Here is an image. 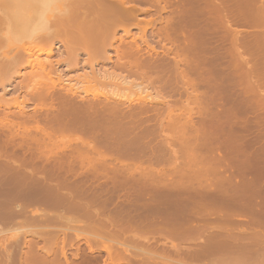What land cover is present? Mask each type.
Returning a JSON list of instances; mask_svg holds the SVG:
<instances>
[{
  "label": "rangeland",
  "instance_id": "obj_1",
  "mask_svg": "<svg viewBox=\"0 0 264 264\" xmlns=\"http://www.w3.org/2000/svg\"><path fill=\"white\" fill-rule=\"evenodd\" d=\"M7 1V2H6ZM13 1V2H12ZM15 0H0V24H2V22H4L7 18H9V17H11L12 15H14V11L17 9V3H16V1L14 2ZM56 1H58V3L56 2ZM61 1V0H60ZM68 0H63V2L61 1V3L59 2V0H55L54 1V3H53V5H54V7H56V9L55 10H57V11H59V10H61L59 13L56 11V13H54L53 15H55V14H57V15H65V13H66V15H69L71 12H73V8H70L72 5V0H69L68 2H67ZM136 1V0H135ZM135 1H133V2H129L131 5H132V3L134 4L133 6H137V10H139V8H140V10L142 9V10H144V11H142V12H140V10H139V12H137L136 11V14H137V17H138V21H141L142 23L145 21V20H150V26H149V28H148V30H147V35H146V39L148 40V43H149V45H151L152 47H154L158 52H160V53H164V52H166L167 51V49L168 48H173V47H175V46H173L172 45V43L171 42H173L174 41V44H177V40H178V42H180L179 40H180V38H182V37H179V36H177V34L179 35V33L177 32V34H176V31L178 30L179 31V29L181 30V29H183V28H179V29H177V28H175V25H177L176 27H178V23L180 24V22H181V17L180 16H182V17H184L183 18V20H182V22H181V24L179 25L180 27H181V25L182 24H185V25H182L183 27H185L184 29H185V31H186V33H189L188 34V36H189V38H187L186 37V35L184 36L186 39H184V37H183V39H181L182 41L183 40H188V39H190V43H191V48H190V50H189V48H187V45L188 44H186L185 43V41H181V43H183L184 45H186L185 47L186 48H183V50H185L187 53H189L190 54V57H189V59L188 60H190L188 63L189 64H191L192 63V60H193V63L195 64L194 65V68H196L195 66H198L199 68L198 69H194V70H196V71H194L193 73L192 72H189L190 74H189V77L191 78V80H192V78L194 77V75L196 76L195 78H197V80L196 79H194L193 81H195V83L197 84L198 82H200L201 80L203 81L204 79H211L209 82L206 80V81H201L200 83H198L197 85L196 84H194L193 83V85H196V86H194V87H196V91H194L193 93V96L196 94L197 96L196 97H203L205 100H204V107L203 106H201L203 103H201L202 101H203V98L202 99H198V100H201L200 102L199 101H197V98L195 99L194 97H193V99H195L196 100V102L200 105V108L202 107V108H204V109H202V110H200V108H198L199 107V105H198V107L196 106V104L197 103H195V105H193V106H196L197 107V109H196V107L194 108L193 107V110H194V112H193V118H192V121L194 122V125L192 126L191 125V127L190 128H194L193 130H195V132L193 131L192 132V129H191V131L190 130H186V134H184L183 136H182V134L180 135V136H182V137H186V138H188V140H189V142H186V141H188L186 138H184V140H182V137H179V138H181V140L180 139H178V140H180V141H178V142H176V140L175 141H173L172 142V147H169V146H166V144L164 143V138H165V134H171L172 133V131H171V133H169L170 131H168V130H166V133H163V135L161 134V135H157V138H161V139H159V140H162V138H163V140L161 141L162 142V144L161 143H159V141H156V139H154L155 137H156V134L158 133V131H157V133H154V137H152V133H153V131L154 132H156L155 131V129H157L158 130V128H154V130L152 129V127L150 126V123H152V121L149 123L148 122V116H152L153 115V112H151L152 114H150L149 113V115H146V117H145V115H143L142 116V114H140L142 117H144V118H146L147 119V121H145V119L143 120V118H142V120H140V122L138 123V126L136 127V129L138 128V127H140V128H138V130H141L142 131V129H146V127H151L150 129L149 128H147L146 130H149V131H151V130H153V131H151V133H150V137H148V135H146V136H144L143 137V139H142V141L141 142H143V143H147L146 145H148V147H147V150H146V152L145 151H143V153H144V155H143V153L141 154H139V153H136V154H139V155H143V156H141V158L140 157H138L139 155H137V158H139V160H137L136 158H134V155H135V157H136V154H135V152H137V151H134L133 153H134V155L133 156H130V160L128 159V158H126L125 156H123V154H120V157H119V154H116V157H117V164L120 162V164H118V165H123V166H125V164H123L124 163V161H129L128 163L127 162H125L126 163V167L127 166H129L130 167V165H131V167H134V165L136 164V163H139L140 161H143V163H142V165L141 164H136V165H138V166H135V167H139V165H141V166H145L146 164H147V167L150 165V164H148L149 163V161L150 160H152V161H154L153 162V164L155 165H153L154 167H156V168H154V169H156V170H158V168H160L161 166V168L159 169V171H161V170H163V172H166L167 170H168V172H169V177L170 178H165L166 180H167V182H171V181H173V180H177L179 177L178 176H180V177H182V176H184V178H182L183 180H177L178 182H177V187L175 188V184H176V182H174L173 181V185H172V188H170L169 186V188L167 187L166 188V186H165V184H162V183H160V185H157V186H155V187H157V188H161V190H157V189H155V187L153 188V189H155V190H157V191H153V189L152 190H150V192H152L151 193V195L149 194L148 196H146L147 194L146 193H148V189L147 190H145V192H144V188H142V189H140L139 187H138V189H137V187L135 188L132 184H125V185H127V187L125 186L124 188H123V186H119L118 184L119 183H123V179L125 178V177H122V176H124V175H121V174H117V173H114V174H112V175H114V176H116V174H117V180L118 179H120L121 181L118 183V181L116 180L115 181V177L114 176H112L111 175V173H112V171H111V173H110V170H111V168H113V167H115V166H118L117 164H115L116 163V161H114L116 158H115V156L114 157H111V156H108V158H112V159H107L106 158V161H104L103 163H104V168H105V170H107L106 169V166H107V164H108V162L109 163H112V162H114L113 163V167H111L110 168V166L109 165H112V164H109L108 166H109V172H108V174H110L109 176V178H108V175H107V171H105V173H104V168H103V166L102 165H100V164H102V161H100V160H98L99 162H100V164L98 163V162H96V160L95 161H93V159L91 160L88 156L86 157V156H84L85 157V160H84V157H83V154H79V152H77V147H78V149H79V145H77L76 143H78L79 144V140L81 139V137H82V139H85V140H90L91 141V137L89 136V138H87V134L84 132L85 130H84V128H85V126H84V128H82L83 127V124L84 123H88V122H90L89 120H90V117L88 116V114H90L89 112L90 111H88L87 112V108H85V107H83V106H85L84 105V103L85 104H87V100L89 101V100H92V99H94V97L93 96H90V94L89 95H86L85 93L84 94H78V95H76L75 96V99H76V101H79L78 102V104L80 105L81 104V106H79V110H83V112L81 113L82 115H85V112H86V115H85V117L83 116L82 117V115L80 116V114H77L75 117L76 118H78L79 116L81 117V119L83 118V120L82 121H84V122H82V121H80V119H79V121L82 123V125L79 127V129L81 128V129H83V131L80 129V130H78V131H80L79 133H83V135H85V136H83L82 134H78V131L76 130V129H73V130H69V129H67L68 131H70V132H68L66 129H61V128H59V127H56V126H54L53 124H49V123H51V119H52V117H53V119H55V117L57 116L56 114H59V111L61 110L60 108H59V110H58V107H59V101L58 100H56V102H55V100H49L48 101V99L46 100H43V101H41L42 102V104H41V102L39 101V100H34L33 98H32V92H30L31 91V89H30V84H31V81H29L28 79H26L25 78V76L26 75H28L29 74V72L31 71V69H28V70H25V69H21V73H20V75L21 76H15V74H12V76H11V79L12 80H10L9 82L10 83H8V85H7V83H5V86L4 85H1L0 86V100H2V101H4L3 102V107H1L0 108V121H1V118L2 117H4L3 115H8L9 114V119H12V120H17V121H20V119L22 120V118H21V116L20 117H18L19 115H20V112H19V109L16 107V106H10L9 108L7 107L8 106V104L9 103H13L14 102V100H15V98L17 97V98H20L21 100H25V101H27L28 103L25 105V108H27L26 109V112H27V114L26 115H29V116H32V115H37L36 117L38 118V119H40L41 118V120H39V125H42V124H40L41 122L43 123V125H42V127L44 128V126H45V128H44V130H48V131H55L56 132V135H57V137H58V141L59 142H61V139H64V141L66 140V141H68V138H69V143L68 144H70V145H68L67 144V146H69V147H65V148H63V149H60V150H62L63 152H58L57 150H59V149H57L56 150V148H50V149H48L47 151H49V152H46L47 153V155H48V153H49V155H48V157L50 156L51 157V161L50 160H48L47 161V164H45L46 165V173L44 172V171H42V170H39L38 171V173H37V171H33L32 169H33V167L32 166H34V164H35V166H34V168L36 167L37 168V166H39V165H42V163L44 162L43 160H44V158H38V156L35 158V157H31L32 156V152H30V151H36V148L37 147H39L38 145H39V143H41L42 145H44V144H47L46 142L44 143L43 141H40L39 143H35L36 144V146H35V144L33 143V142H26V143H24V144H26V145H24L23 144V147H22V149L21 148H18V147H21V146H19V143H20V138L19 137H17V139L15 140V141H13V143L12 144H16L15 146L17 147V149H19V150H17L16 149V147L14 148L13 146V148H14V150L16 149L17 150V152H18V154H17V158H16V156H13L12 158L13 159H11V157H9L10 159H8V158H6L7 156L5 155V157H4V155L2 156V154H3V148H1L0 149V161L2 162H0V170H1V174H0V179L2 178V179H4L5 178V176H6V180L4 179V180H2V183H1V180H0V185L2 186L0 189H4V191H6V194H4L3 192L4 191H2V190H0V214H2V213H4L2 216L0 215V217L2 218L4 215H5V213H7V212H9V213H7L6 215H8V214H10V212L13 210V211H15V212H18V213H21V212H25V213H27L26 215H28L29 214V216H26V218H25V222H23V223H26V224H23V223H21V220H19L18 218H17V220L18 221H16L15 220V222L14 223H6L5 222V220H3V219H0V220H2V221H0V231H2L3 233H1L0 232V244L2 245V242H4V244L2 245L3 246V248H2V246H0L1 247V249L2 250H4L5 249V247H6V249H9V248H11L10 249V251L11 250H13L12 251V257H13V259L14 260H16V261H11V262H9L8 264H13L14 262V264H21L22 262L21 261H24L23 263L25 264V263H32V264H38L37 262H35L33 259H31V257H30V255H29V250H30V247L31 246H35V244H36V242L38 243V244H36L37 246L36 247H38V249H39V247H40V249L42 248V247H44V243H47V241H48V238H49V241L51 240V242H54V239L53 238H55V243H56V245L57 244H59V245H63L62 243H63V241L64 242H66V244L68 243V242H71V243H69L68 245H71V247L69 248V246L67 247V252H66V255H67V261L70 263V264H80V262H82L84 259H82V258H85V259H87V257L88 258H90L92 261H94L95 260V263L96 264H105V263H108L109 262V260H108V258H107V255H106V253L104 252V251H102V252H99V251H96V252H94V254H92V253H90L89 252V248H88V246L86 245V240H85V238L83 237V238H80V239H78L79 237H76V235L74 234V232H73V230L76 228V229H78L79 227H83V225H84V227H86V226H88L89 224H91L89 221H91L92 222V220L93 219H95L94 217H91V216H89L90 217V219H92V220H87V215L85 216V217H83L85 214H84V208H88V206H86V205H84V204H87L88 202H86V200H88V201H90V203H91V201L92 202H94L93 204L91 203V205L90 206H92V205H94V204H96L97 206H99V207H101L102 205H104V207L103 208H106L105 210H104V216L107 214V209H108V214L106 215V217L110 214V215H112V216H114V217H116V215H117V217L119 216V214H120V216L118 217V218H123V220H125L126 221V218L128 217L129 218V220L131 219L132 221H133V223L135 222V223H137L140 219H139V217L141 218V216L142 215H145V213H146V215L148 216V217H150L149 219H154V220H156V219H158V220H156V222L158 221V222H160L161 221V218L163 219V218H166V219H164L163 221H161V223L163 222L164 224H166L165 222L167 221V218H169V220L171 219H173L172 221H174V219H184L185 217L184 216H188L186 213L191 209V207L194 209V208H196V209H198L199 211L200 210H204V214H202V215H204V216H201V215H199V216H196V219L194 218L193 219V223H194V225H195V223L196 224H198L200 221L199 220H197V219H201V222H200V224L202 223H206L207 222V224L210 222H212L211 224L209 223L208 225H211V226H208L211 230L213 229V227L215 228L214 230H212V232L211 231H209L210 229H208V232L211 234V233H215L216 232V230L217 229H219V230H221V231H218L217 230V232H221L222 233V231H224L222 234L225 236V237H223L224 238V240H225V238L227 239V241L228 242H233V243H235V246H236V248H234L235 249V251H234V249H233V251H229L228 253L227 252H225V254H223V256H222V254H221V256L222 257H224L225 255H226V257H224L225 259H227V257H228V259L230 258V259H233V257H234V259H235V261L234 260H232V262H234L233 264H262V263H264V229H261L262 228V225H264V122H263V124H262V120H264L263 118H264V100H262V99H264V0H214V2H213V0H212V2L210 1V0H169L170 1V3L171 4H169V3H167L168 2V0H167V2H166V0H164V1H161V3L159 4L160 5V7H163V8H165L164 9V11H162L161 10V8L159 7H157V6H155L156 4H154V3H152V1H148V2H150V3H148L147 1H145L144 2V0H139V1H136V4H135ZM142 1V2H141ZM172 1H174L173 3L174 4H172ZM195 1V2H194ZM207 1V2H206ZM220 1V2H219ZM255 1V2H254ZM138 2V3H137ZM141 2V3H140ZM164 2V3H163ZM179 2V3H178ZM206 2V3H205ZM216 3L215 4V6L216 7H213L214 6V4L212 5V4H209V3ZM14 3H15V5H14ZM220 3H223V4H220ZM13 4V5H12ZM70 4V5H69ZM154 4V5H153ZM165 4H167V5H165ZM184 4V5H183ZM220 4V5H219ZM262 4V5H261ZM52 5V6H53ZM58 5H60V6H58ZM61 5H64L63 7H61ZM66 5H67V7H66ZM173 5H175V6H173ZM181 5V6H180ZM183 5V6H182ZM212 5V6H211ZM221 5L223 6V7H221ZM165 6V7H164ZM180 8H179V7ZM204 6V7H203ZM208 6H209V8H208ZM178 7V8H177ZM182 7V8H181ZM218 7V8H217ZM59 8V9H58ZM62 8V9H61ZM70 8V9H69ZM208 10H207V9ZM211 8V9H210ZM212 8H214L213 10H212ZM221 8V9H220ZM69 9V10H68ZM177 9V10H176ZM180 9V10H179ZM204 9V10H203ZM215 9H216V11H215ZM218 9H220V10H218ZM225 9V10H224ZM262 9V10H261ZM146 10V11H145ZM176 10V11H175ZM206 10V11H205ZM224 11V13H223V11ZM13 11V12H12ZM68 11L70 12L69 14H68ZM180 11H182V13L183 14H181V12ZM207 11H209V13L207 12ZM219 11H221V12H219ZM228 11V12H227ZM64 14H63V13ZM213 12V13H212ZM179 13V14H178ZM188 13V14H187ZM218 14V16H219V13H221L220 14V16H222L223 17V15L225 16V17H223V19L219 16V19H218V16H217V14ZM238 13V14H237ZM186 15V16H185ZM187 15H188V17H187ZM201 15V16H200ZM242 15V16H241ZM172 16H175V19L177 20H174L175 22H174V28L175 29H177L176 31H175V35L174 36H176L177 38V40L175 39V37L173 36L172 38H174L175 40H176V42H175V40H173V41H166L165 40V38L160 34V30L165 26V20L167 19V17H171L170 19H173L172 18ZM177 16H179V17H177ZM232 16V17H231ZM125 18L124 16H120V18L121 19H123V18ZM187 17V18H186ZM191 17V18H190ZM119 18V19H120ZM168 18V19H169ZM177 18H179V20L177 19ZM189 18V20H187ZM192 18H198L197 20L196 19H192ZM261 18H263V20H260ZM142 19V20H141ZM220 19H222V21H225V24L220 20ZM259 19V20H258ZM187 20V21H186ZM216 20V21H215ZM230 20V21H229ZM257 20V21H256ZM153 21V22H152ZM164 21V22H163ZM179 21V22H178ZM191 21V22H190ZM197 22L196 24H195V22ZM215 21V22H214ZM221 21V22H220ZM255 21V22H254ZM259 21V22H258ZM194 22V23H193ZM218 22H220V23H218ZM231 22V23H230ZM191 23V24H190ZM216 23V24H215ZM222 23V24H221ZM155 24V25H154ZM190 26H189V25ZM207 24V25H206ZM220 24V25H219ZM208 25H210V26H208ZM216 25V26H215ZM227 25V26H226ZM208 26V27H207ZM212 26V27H211ZM230 27V28H229ZM134 29H131V33L133 34V36L134 37H137V35H139V30H138V28L136 27H133ZM208 28V29H207ZM227 28V29H226ZM237 30H236V29ZM184 29L183 30H181L182 32H184ZM207 29V30H206ZM219 29V30H218ZM188 30V31H187ZM202 30V31H201ZM209 30V31H208ZM234 30V31H233ZM223 31H225V32H223ZM202 32V33H201ZM205 32V33H204ZM207 32V33H206ZM193 35H192V34ZM201 33V34H200ZM122 34V35H121ZM123 32H121V31H119V33H118V35H117V37L118 38H120V37H123ZM223 35V36H222ZM196 38H195V37ZM211 36V37H210ZM236 36V37H235ZM199 37V38H198ZM204 37V38H203ZM209 38L208 40L206 39V38ZM179 38V39H178ZM215 40H214V39ZM237 38V39H236ZM241 38V39H240ZM195 39V40H194ZM197 39V40H196ZM200 39H201V41H203L202 39H204V41L200 44ZM222 39V40H221ZM127 40V39H126ZM125 40V41H126ZM191 40H192V42H191ZM196 41V42H194V41ZM207 40V41H206ZM210 40H211V42H210ZM221 40V41H220ZM226 40V41H225ZM234 40V41H233ZM237 40V42H235ZM12 41H13V39L12 40H9V42H7V43H10V44H12ZM128 41V40H127ZM198 41V42H197ZM217 41V42H216ZM228 41V42H227ZM256 41V42H255ZM120 42V40H118V42L115 44V48H117V47H119V46H117L118 44L119 45H121V43H119ZM137 42L139 43V45H141L142 44V42L139 40H137ZM140 42H141V44H140ZM189 42H187V43H189ZM205 42H207V43H205ZM214 42H216L218 45H216ZM221 42V43H220ZM7 43H4L3 45H5L6 46V44ZM181 43L179 44V47L178 48H175V50L177 49V51H178V49L181 47V50H182V46H181ZM192 43H194L195 45H194V49L192 48V46H193V44ZM208 43L210 44V46L213 44V46H211V48H210V46H208ZM237 45H235V44ZM263 43V44H262ZM46 44V43H45ZM198 44V45H197ZM206 44V45H205ZM224 44V45H223ZM239 44H240V46H239ZM241 44H243V45H241ZM260 44V45H259ZM183 45V46H184ZM204 45V46H203ZM223 47H222V46ZM234 45V46H233ZM253 46V47H251V46ZM260 47H259V46ZM121 46H123V45H121ZM177 46V45H176ZM188 46H190V45H188ZM198 46L200 47V48H198ZM207 46V47H206ZM215 46H216V48H215ZM203 47V48H202ZM222 47V48H221ZM231 47V48H230ZM235 47V49L237 48V49H239V50H242V51H239V53H241V54H239V57H238V52L237 51H234V48ZM207 48V49H206ZM209 48V49H208ZM226 49V50H222V49ZM229 48V49H228ZM143 49L145 50L146 49V46H145V44H143ZM186 49H188V51L186 50ZM200 49H201V51L202 52H200ZM203 49V50H202ZM211 49H213V50H211ZM217 49H219V50H217ZM227 49H228V51H227ZM231 49H232V51H231ZM245 49V50H244ZM262 49V50H261ZM54 50H56V51H54V53H55V58H56V56L58 57L59 56V54L61 53V51L63 50V46H58L57 48H55ZM149 49H146L145 51H144V58H149L148 56H147V54L146 53H148V55H149ZM193 50V54H191L192 51ZM212 52H211V51ZM214 50H215V53H213L214 52ZM217 50V51H216ZM251 50V51H250ZM147 51V52H146ZM185 51H183L184 52V55H186L185 54ZM203 51H204V53H203ZM221 51V52H220ZM110 54L111 55H113V61L112 62H107V61H99V63L97 64V66H96V69L97 70H99V71H102V72H104V71H108L109 73L111 72V73H119V74H122L123 75V72L124 71H120L118 68H116V57L114 56L115 55V50H112V49H110ZM180 52H182V51H180V49H179V53ZM217 52H219V53H217ZM242 52L244 53V54H242ZM197 53V54H196ZM208 53H210V54H208ZM228 53V54H227ZM246 53V54H245ZM183 54V53H182ZM182 54H180V55H182ZM189 54H187V57H188V55ZM195 54V55H194ZM198 54H200V55H198ZM204 54V55H203ZM215 54V55H214ZM220 54H221V56H220ZM208 55V56H207ZM234 55V56H233ZM237 55V56H236ZM241 55V56H240ZM192 56H193V58H192ZM200 56H202L203 58H205V60L202 58V57H200ZM205 56V57H204ZM219 56V57H218ZM222 56H224V57H222ZM227 56V57H226ZM229 56H231V57H229ZM244 56H246V57H244ZM181 56H179V59H181L180 58ZM187 57L185 56V57H183L182 58V60L184 59L185 60V62L186 61H188L187 60ZM197 57V58H196ZM198 57H199V59H198ZM206 57H208L207 59H206ZM238 57V58H237ZM248 57H250V59L248 58ZM54 58V59H55ZM59 58V57H58ZM58 58H56V59H58ZM161 58V57H160ZM158 59V60H161V62H163L164 64L163 65H166L168 62H170V58H169V60L166 62V60L168 59L167 57H163L162 56V58L161 59ZM191 58V59H190ZM218 58V59H217ZM220 58H222V59H220ZM231 58H233V59H231ZM235 58H236V60H235ZM239 58H244V60H246L247 61V64L249 65H247L246 67H248V68H254L252 71H253V73L251 74V75H253V76H251L250 78H248L245 74H243V71H240V70H243V66H242V64H241V59H239ZM81 59H82V61H81ZM81 59H80V63L82 64H80V68L79 69H77V70H75V71H73V72H71L69 75H72V77L73 76H76L77 74H79V73H81V72H83L85 69H83L84 68V63L83 62H85V60H84V58L83 57H81ZM163 59L165 60V62L163 61ZM201 59V60H200ZM229 59V60H228ZM237 59H239V61H237ZM198 60H200V61H198ZM208 60V61H207ZM210 60V61H209ZM249 60V61H248ZM251 60V61H250ZM201 61H203V62H201ZM230 61H232V62H230ZM234 61V62H233ZM236 61V62H235ZM242 61H243V59H242ZM171 62H172V60H171ZM184 61H183V64L185 65V66H182L183 64H181V67H187L186 66V64L187 63H185ZM199 62H201V63H199V64H201V66L198 64ZM205 62V63H204ZM250 64H249V63ZM259 62V63H258ZM237 63H238V65H237ZM253 63V64H252ZM203 64V65H202ZM236 65V67L237 68H235L234 69V65ZM171 65V64H170ZM231 67H230V66ZM233 65V66H232ZM259 65H260V67H259ZM104 66V67H103ZM192 66H193V64H192ZM210 66V67H209ZM254 66V67H253ZM168 67V70L171 72V69H170V66H169V64L168 65H166V67H165V70H167L166 68ZM202 67V68H201ZM58 68V70L60 69V72H61V70H63L64 72H66L65 70L67 69V67L65 66V65H60V66H58L57 67ZM105 68L107 69V70H105ZM190 68H191V65H190ZM216 68V69H215ZM222 68V69H221ZM224 68V69H223ZM229 68V69H228ZM231 68V69H230ZM242 68V69H241ZM102 69V70H101ZM192 69V68H191ZM191 69H190V71H191ZM208 69V71H206ZM165 70H163V71H165ZM199 70V71H198ZM206 72H205V71ZM221 70V71H220ZM224 71V73H222L223 71ZM230 70V71H229ZM234 70V72H235V70H236V72L235 73H232L231 71H233ZM63 71H62V73H63ZM113 71V72H112ZM204 71V72H203ZM211 71V72H210ZM239 71V73H237ZM256 71V72H255ZM154 71H152V73H153ZM158 72H160V71H157V74L156 75H154L155 73H156V71L153 73V77H155L156 76V78H157V80H156V78H155V80L157 81H155V80H153V81H155V84L156 85H153V86H151V87H153V89H155V90H151L152 91V94L155 96V95H157L160 91L161 92H165L166 93V95L165 96H167L168 97V99L169 100H181V98H183L182 99V101H185V99L187 100V98H188V94H187V92L185 93L184 91H179V87H180V85L182 86V84H183V82H182V80L181 79H176L177 81V83L174 85V83H175V78H173L174 77V75H173V72H171L170 74L171 75H173V77L170 75V74H168L169 72L167 71H165V72H161L162 74H164V75H162L161 73V75L163 76L162 78H161V80H160V74L158 73ZM210 72V73H209ZM230 72V73H229ZM254 72H255V74H254ZM260 72V73H259ZM208 73V74H207ZM238 74V76H237V74ZM125 74H127V72H125ZM129 74V73H128ZM209 76H207V75ZM232 74H234V75H232ZM68 75V76H69ZM121 75V76H122ZM151 75V74H150ZM170 75V76H169ZM198 75V76H197ZM226 75V76H225ZM230 75H231V77H230ZM242 75H243V78H242ZM124 76H126V75H124ZM124 76L123 77H121V79H123V80H125L124 79ZM151 76V77H152ZM168 76V77H167ZM240 76H241V78H240ZM261 76V77H260ZM27 77V76H26ZM128 77V78H127ZM129 77H130V79H129ZM135 77V76H134ZM132 77V75H127L125 78H126V81L129 79V81L131 82V81H133L134 82V80L133 79H136L135 81H137V77ZM169 77H170V79H169ZM171 77L173 78V79H171ZM208 77V78H207ZM228 77V78H227ZM234 77H235V79H234ZM263 77V78H262ZM213 78V79H212ZM230 78V79H229ZM238 78H240L241 79V81L239 80V81H237V79ZM247 78V79H246ZM252 78V79H251ZM260 78H262V79H260ZM140 79V78H139ZM138 79V81L137 82H134V83H141L142 81H143V79H142V81H141V79L139 80ZM154 79V78H153ZM167 79V80H166ZM168 79H169V81H172V83H173V81H174V83H173V85H171L169 82H167L168 81ZM199 79V80H198ZM216 79H217V81H216ZM231 79H233L232 81H231ZM165 80V81H164ZM213 80H214V82H213ZM235 80V81H234ZM242 80H244L243 82H242ZM248 80V81H247ZM263 80V81H262ZM145 81V80H144ZM158 81H159V83H158ZM163 81L164 82H167V83H169L168 85H167V87H166V85L163 83ZM180 81V82H179ZM221 81V82H220ZM230 81H231V83H230ZM259 81V82H258ZM29 82V83H28ZM73 82H75V81H73ZM146 82V81H145ZM205 82L207 83V85H208V83H209V85H210V87H209V85L207 86L206 84H205ZM224 82V84H222ZM236 82V83H235ZM239 82V84H238V86H237V83ZM261 82V83H260ZM27 83H28V85H27ZM81 83V82H80ZM79 83V84H80ZM162 83H163V85H162ZM181 83V84H180ZM213 83V85H211V84ZM218 83V84H217ZM221 83V84H220ZM234 83V84H233ZM242 83V84H241ZM243 83H244V85H243ZM248 83V84H247ZM260 83V84H259ZM82 84V86H83V84L84 85H87V83L85 84L84 82H82L81 83ZM80 84V85H81ZM91 84H94V83H88V85H89V87H91V89H93L95 86L96 87H99L98 85H93V87L91 86ZM217 84V85H216ZM250 84H253V85H250ZM259 84V85H258ZM178 87H177V86ZM201 85V86H200ZM205 85V86H204ZM215 85V86H214ZM221 85V86H220ZM222 85H224V86H222ZM233 85V86H232ZM245 85H246V87H245ZM255 85V86H254ZM263 85V86H262ZM26 86H29V89H27L26 88ZM102 86V85H101ZM114 86V85H113ZM113 86H109V87H107L108 88V91H109V93L110 94H114V95H119V96H121L123 99L125 98V97H123L124 96V92L122 91V90H124L127 86H123V88L121 87V85L120 84H117V86H114V91H113ZM155 86V87H154ZM163 86V87H162ZM172 86H173V89H172ZM174 86H176L177 88L176 89H178V91L180 92V93H182L183 92V94H182V96L183 97H181L180 96V93L178 92L177 94H176V89L174 88ZM234 86H236V87H234ZM250 86H251V88H250ZM260 86V87H259ZM129 87V86H128ZM127 87V90H126V92H128V93H126L125 94V96H126V98L124 99L125 100V102H130L131 100H133L132 102H130L131 104H127V103H125V105H124V107L125 106H127V105H131L130 107H125V110L126 109H128V110H130L129 108H132V106H137L138 105V103L137 102H135L137 99V96H140V93H138V91L136 90V88L135 89H133V87H129L128 88ZM166 87V88H165ZM201 89H200V88ZM202 87H204L205 89H207V90H205L204 88H202ZM207 87H209L210 89H208ZM256 87V88H255ZM131 88H132V90H134V91H129V90H131ZM164 88H165V90H164ZM171 88V89H170ZM191 88V87H190ZM242 88H243V90H242ZM247 88V89H246ZM261 88H262V91H261ZM112 89V90H111ZM152 89V88H151ZM167 89H169V90H167ZM180 89L182 90V89H185V88H181L180 87ZM215 89V90H214ZM221 89V90H220ZM239 89V90H238ZM29 90V91H28ZM117 90V91H116ZM173 90H175L174 92L175 93H173V91L171 92V91ZM194 90H195V88H194ZM205 90V91H204ZM210 90V91H209ZM249 90V91H248ZM255 90V91H254ZM61 91V90H60ZM111 91V92H110ZM185 91H186V89H185ZM189 91H192V88L189 90ZM201 91V92H200ZM204 91V92H203ZM207 91V92H206ZM240 91V92H239ZM242 91V92H241ZM245 91H246V93H245ZM248 91V92H247ZM251 91V92H250ZM253 91H254V93H253ZM57 92H59V90L57 91ZM117 92V93H116ZM123 92V93H122ZM196 92V93H195ZM200 92V93H199ZM203 92V93H202ZM217 92V93H216ZM164 93V94H165ZM184 93L185 94H187L186 96L184 95ZM198 93H199V95H198ZM204 93H208L207 95L206 94H204ZM216 93V94H215ZM250 93V94H249ZM257 93V94H256ZM259 93V94H258ZM31 94V95H30ZM203 94L204 95H206V96H203ZM209 94H210V96H209ZM211 94H214L213 96L211 95ZM222 95V96H220V95ZM252 94H254V95H252ZM262 96H261V95ZM86 95V96H85ZM131 95V96H130ZM216 95V96H215ZM219 95V96H218ZM257 95V96H256ZM30 96V97H29ZM78 96H79V98H78ZM207 96H209V97H207ZM214 96H215V98H214ZM254 96L256 97V98H254ZM260 96H261V98H260ZM28 97V98H27ZM57 97V96H56ZM55 97V98H56ZM85 97V98H84ZM89 97V98H88ZM91 97H92V99H91ZM132 97V98H131ZM209 98L210 100H212V102L211 101H209V99H207V98ZM219 97V98H218ZM228 97H230V99L228 98ZM244 97V98H243ZM32 98V100H30ZM54 98V99H55ZM88 98V99H87ZM134 98V99H133ZM179 98V99H178ZM218 98V99H217ZM252 98V99H251ZM261 100H260V99ZM27 99V100H26ZM28 99H29V101H28ZM79 99V100H78ZM83 99H85V100H83ZM128 99H129V101H128ZM213 99H214V101L215 102H218L217 104L213 101ZM222 99H224V100H222ZM249 99V100H248ZM257 99V100H256ZM259 99V100H258ZM102 101H104L105 102V97H102V99H101ZM218 100V101H217ZM245 100V101H244ZM250 100H252L251 102H250ZM256 100V101H255ZM44 101H46V102H44ZM82 103H81V102ZM228 101V102H227ZM255 102V104L257 105H255V107H257V108H255L254 107V102ZM261 101H262V103H261ZM49 102H53V103H49ZM194 102V101H193ZM205 102H206V104H205ZM134 103H137V104H134ZM209 103H213V104H209ZM225 103H227V104H225ZM261 103V104H260ZM58 105V107H57V105ZM127 104V105H126ZM134 104V105H133ZM194 104V103H193ZM241 104V105H240ZM251 104V105H250ZM50 105V106H49ZM56 105V106H55ZM206 105V106H205ZM207 105H208V107H207ZM212 105V106H211ZM218 105V106H217ZM223 105V106H222ZM224 105H225V107H224ZM263 105V106H262ZM27 106V107H26ZM71 105H69V106H67V110L68 111H70V107ZM215 106H217V107H215ZM253 106V107H252ZM258 106H259V108H258ZM6 107V108H5ZM56 107V108H55ZM83 107V108H82ZM213 107V108H212ZM219 107V108H218ZM221 107V108H220ZM228 107V108H227ZM249 109H248V108ZM3 108V109H2ZM5 108V109H4ZM55 108V109H54ZM72 108H73V106H72ZM136 108V107H135ZM135 108H133V109H135ZM206 108V109H205ZM233 108V109H232ZM86 109V110H85ZM208 109V110H207ZM224 109V110H223ZM66 110V111H67ZM72 110V109H71ZM197 110H198V112H197ZM202 111H204L205 112V114H204V112H202V114H201V112ZM214 110V111H213ZM252 110V111H251ZM257 110V111H256ZM262 110V111H261ZM51 111V112H50ZM62 111H64V110H62ZM67 111V113H69ZM196 111V112H195ZM209 111V112H208ZM212 111V112H211ZM215 111H216V113H215ZM221 111V112H220ZM230 111V112H229ZM232 111V112H231ZM81 112V111H80ZM212 114H211V113ZM225 112V113H224ZM53 113V114H52ZM63 113V112H62ZM65 114H67L66 112H64ZM64 113L62 114V115H64ZM70 113L71 114H69L70 115V117L68 116H66V115H64V117L62 118V120L63 121H65V119L64 118H67V120L69 119L70 121L72 120V118H74L75 119V117H73L72 115H73V113L70 111ZM84 113V114H83ZM88 113V114H87ZM197 113H200V114H197ZM211 114V115H209V114ZM221 113V114H220ZM233 115H232V114ZM15 116H14V115ZM18 114V115H17ZM52 114V115H51ZM55 114V115H54ZM194 114H196V115H194ZM217 115V117H218V115H219V119L218 118H216V115ZM223 114V115H222ZM228 114V115H227ZM236 114V115H235ZM17 115V116H16ZM50 115V116H49ZM139 115V116H140ZM206 115V116H205ZM213 115V116H212ZM231 117H230V116ZM236 116V118H234L235 116ZM40 116V117H39ZM141 116H140V118H141ZM203 119L204 117H205V119H206V121H205V119H204V121L207 123V125H206V123L205 124H203V122H200L201 120H200V117ZM210 116V117H209ZM223 116V117H222ZM227 118H226V117ZM15 119H14V118ZM16 117H17V119H16ZM49 117V118H48ZM72 117V118H71ZM79 117V118H80ZM86 117H89V119H87ZM228 117H230V118H228ZM232 117H233V120H232ZM261 117H262V120H261ZM20 118V119H19ZM24 118V117H23ZM57 118V117H56ZM71 118V119H70ZM85 118V119H84ZM152 118H153V116H152ZM199 118V119H198ZM211 118V119H210ZM214 120H213V119ZM220 118H221V120H220ZM223 118V119H222ZM225 118L226 119H228L227 121L225 120ZM25 119V118H24ZM42 119H43V121H42ZM45 119V120H44ZM47 119H48V121L49 122H47ZM87 119V120H86ZM198 119V120H197ZM230 119V120H229ZM245 119V120H244ZM66 120V121H67ZM154 120V119H153ZM212 120H213V122H212ZM219 120V121H218ZM223 120H225V121H223ZM249 120V121H248ZM257 120V121H256ZM41 121V122H40ZM47 122V123H45V122ZM143 121H145V122H143ZM218 123H217V122ZM223 121V122H222ZM251 121V122H250ZM254 121H256V122H254ZM79 122V124H81ZM149 123V125H148V123ZM156 122V121H155ZM154 121H153V124H156ZM193 122H192V124H193ZM210 122H211V124H210ZM253 122H254V125H253ZM258 122H259V124H258ZM34 123V124H33ZM45 123V124H44ZM143 123V124H142ZM197 123V124H196ZM201 123V124H200ZM217 123V124H216ZM219 123H220V126H219ZM224 123V124H223ZM226 123V124H225ZM252 123V124H251ZM139 124L141 125V126H139ZM144 124H147L146 126H143ZM152 124V125H153ZM208 124H210V125H208ZM216 124V125H215ZM31 125V124H30ZM200 125H204V126H200ZM223 125V126H222ZM260 125V126H259ZM32 126H35V122L34 121H32ZM54 126V130H51V128ZM142 126H143V128H142ZM154 126V125H153ZM207 126V127H206ZM209 126V127H208ZM214 126H216V127H214ZM243 126H244V128H243ZM51 127V128H50ZM204 127V128H203ZM214 127V128H213ZM223 127V128H222ZM58 128H59V130H58ZM189 128V129H190ZM219 128V129H218ZM134 130V133H133V136H134V134L135 135H137V134H139L138 132H140V131H138L137 133H135V131H137V130ZM63 130V132H60V131H62ZM76 130V131H75ZM202 130V131H201ZM219 130V131H218ZM145 131V130H144ZM201 131V132H200ZM68 132V133H67ZM72 132H73V134H72ZM76 132V133H75ZM165 132V131H164ZM187 132H188V134H187ZM260 132H261V134H260ZM60 133V134H59ZM75 133V134H74ZM142 133H143V131H142ZM190 133H192V135L190 134ZM125 134V133H124ZM263 134V135H262ZM59 135H61V136H59ZM87 135V136H86ZM186 135H188V136H186ZM191 135V136H190ZM71 136V137H70ZM72 136H74V137H79L78 139L77 138H74V137H72ZM125 139H130V137L132 136H129V137H127V135L125 134ZM132 136V137H133ZM158 136H160V137H158ZM164 136V137H163ZM262 136V137H261ZM72 138H74V139H71ZM87 138V139H86ZM190 138V139H189ZM76 139V140H75ZM147 139V140H146ZM149 139V140H148ZM186 139V140H185ZM71 140V141H70ZM92 140H94V139H92ZM74 141H75V144L77 145V146H75V144H74ZM78 141V142H77ZM171 141V140H170ZM184 141V142H183ZM15 142V143H14ZM73 142V143H72ZM93 142V141H92ZM156 142H158V143H156ZM183 142V143H182ZM238 142V143H237ZM173 143H175V144H173ZM237 143V144H236ZM240 143V145H238ZM11 144V145H12ZM30 144V145H29ZM38 144V145H37ZM40 144V145H41ZM158 144V145H157ZM1 145V144H0ZM10 145V146H11ZM31 145H33V146H31ZM74 145V146H73ZM103 145V144H102ZM150 145V146H149ZM156 145H157V147L159 148H157L156 147ZM165 146V149H166V147H167V150L168 151H170L171 152V150L173 151V152H168L167 150H165V149H163L162 150V148H164V147H162V146ZM238 145V146H237ZM245 145V147H243ZM29 146H30V148H29ZM105 145H103L102 147H104ZM156 147V149H155V147ZM185 146V147H184ZM12 147L10 148L9 146H8V148L9 149H12ZM26 147V148H25ZM31 147H36V148H31ZM73 147L76 149L75 151H74V149H73ZM101 147V148H102ZM153 149H152V148ZM238 147H239V149H238ZM69 148V149H68ZM149 148V149H148ZM172 148V149H171ZM234 148H236V149H234ZM243 148H245L244 150H243ZM26 149V150H25ZM29 149H31V150H28ZM105 149V147L104 148H102V150H104ZM155 149V150H154ZM262 149V150H261ZM15 150V151H16ZM24 150V151H23ZM51 150H53V152L51 151ZM160 150V151H159ZM165 150V151H164ZM177 150V151H176ZM181 150V151H180ZM239 150V151H238ZM242 150V151H241ZM1 151H2V153H1ZM14 151V152H15ZM19 151H20V153H19ZM26 151H28V152H26ZM154 151V152H153ZM246 151V152H245ZM16 152V153H17ZM23 152H25L26 153V155H23L24 153ZM54 152H57L56 153V155L57 154H59V155H61V153H62V157L61 156H59V158L60 159H65V160H62L63 161V166L65 167H63L62 169H61V171H57L56 173H54L53 174V172L52 171H50L51 169H49V166L51 165H53V161L55 162V160H57V159H55V158H57V157H55V158H52V153H53V155H55L54 154ZM68 152V153H67ZM165 152V153H164ZM51 153V154H50ZM75 153H78V154H75ZM132 153V154H133ZM175 153H176V155H175ZM22 154V155H21ZM29 154V156H27ZM31 154V155H30ZM66 154V155H65ZM75 154V155H74ZM147 154V155H146ZM174 155V156H172V155ZM43 155V154H42ZM67 155H69L70 157L69 158H67ZM78 155H82L81 156V158L78 156ZM118 155V156H117ZM122 155V156H121ZM167 155V157H168V155H171L172 156V158H171V160L170 161H165V160H169L168 158H166L165 156ZM187 155V156H186ZM3 158H2V157ZM44 156V155H43ZM155 156V157H154ZM170 156V157H171ZM176 156L178 157V158H176ZM19 157L21 158L20 159V161H19ZM65 157V158H64ZM76 157V158H75ZM119 157V158H118ZM122 157H124V158H126L125 160H124V158H122ZM127 157H129V156H127ZM132 157H133V159H132ZM143 157H146V158H143ZM151 157V158H150ZM158 157V158H157ZM166 159H165V158ZM17 160H16V159ZM58 158V159H59ZM73 158V159H72ZM82 159V161L80 160V159ZM91 160V162L89 161V159ZM114 158V159H113ZM120 158H122L121 160L123 161H119V159ZM142 158H143V160H142ZM164 158V159H163ZM24 159H26L24 162L26 163V165H24V166H26V167H28V168H26V167H24V169H25V171H24V169H23V164H22V162H23V160ZM29 159H31V160H29ZM149 160L148 161V163H146L144 160ZM159 159V160H158ZM178 159V160H177ZM186 159V160H185ZM187 159H190L189 161L187 160ZM10 160V161H9ZM12 160V161H11ZM22 160V161H21ZM35 160V161H34ZM69 160V161H68ZM80 160V161H79ZM86 160H88L89 161V163H91V165H93V166H91V165H87L88 164V162L87 163H85L86 162ZM113 160V161H112ZM162 160V161H161ZM175 160H177V161H180V162H175ZM186 162V163H184V161ZM13 161H16V162H13ZM42 161V163H40ZM50 161V162H49ZM73 161H74V163H73ZM108 161V162H107ZM136 161V162H135ZM161 161V162H160ZM238 161V162H237ZM21 162V164H22V166H20L21 164H19V163ZM28 162V163H27ZM36 162H37V166H36ZM70 164H69V163ZM95 162L97 163V165L99 166H96V164H95ZM105 162H106V166H105ZM121 162H122V164H121ZM156 162V163H155ZM158 162V163H157ZM167 162H169L170 164L172 163V166H173V164H174V168L170 165H168V163ZM177 163L176 165H175V163ZM233 162V163H232ZM11 163V164H10ZM15 163H17V164H15ZM24 163V164H25ZM65 163H66V166H65ZM134 165H133V164ZM141 163V162H140ZM150 163H152V162H150ZM19 164V165H18ZM27 164H28V166H27ZM30 164V165H29ZM31 164H33L32 166H31ZM50 164V165H49ZM72 164H74V165H72ZM79 164V165H78ZM128 164V165H127ZM143 164H145V165H143ZM188 164H189V166H188ZM9 166V168H8V166ZM12 165H13V167H12ZM19 166L18 168L16 167V166ZM69 165V166H68ZM133 165V166H132ZM180 165L182 166L181 168H180ZM10 166H11V168H10ZM47 166H48V168H47ZM68 166V167H67ZM83 166H86L87 168H85V167H83ZM140 166V167H141ZM151 166H152V164H151ZM166 166V167H165ZM183 166L185 167V168H183ZM5 167H7V169L5 168ZM14 167H16L15 169H17V170H19L18 172H17V170H15L14 169ZM93 168V169H95L96 167V169L95 170H93L94 171V173H96V170L99 168H103V170H97V172L98 171H100V173H101V171L105 174V175H103V173H101L100 174V176H99V174H97L98 176H99V179L98 180H89V179H86L85 178V172H86V174L88 175V174H91V173H89V171L90 170H92V169H90V168ZM95 167V168H94ZM146 167V166H145ZM150 167V166H149ZM148 167V168H149ZM170 167H172V169L170 168ZM178 169V167H179V169L177 170L176 168ZM31 168V169H30ZM34 169V170H38V168L37 169ZM51 168V167H50ZM83 168H85V169H87V170H89L88 172L87 171H85L84 172V174L83 173H81V172H83V170H85V169H83ZM153 168V167H152ZM164 168V169H163ZM166 168V169H165ZM168 168V169H167ZM170 168V169H169ZM12 169H13V171H12ZM22 169H23V171H22ZM27 169V170H26ZM29 169V170H28ZM70 170L69 172H68V170ZM83 169V170H82ZM173 169H176L177 171V173L175 172V170H173ZM182 170V169H186L187 170V172H186V170L184 171H181V172H178L179 170ZM49 170V171H48ZM65 170V171H64ZM67 170V171H66ZM82 170V171H81ZM165 170V171H164ZM170 170H172L173 172L172 173H175V175L173 174L172 175V173H171V171ZM190 172H189V171ZM6 171V172H5ZM12 171V172H11ZM27 171V172H26ZM40 171H42V172H40ZM64 171V172H63ZM8 172V173H7ZM15 172H17V173H15ZM21 172V173H20ZM23 172V173H22ZM27 173L25 176L27 177H24V175L23 174H25V173ZM31 172V173H30ZM32 172H34V173H32ZM43 172H44V174H43ZM72 172V173H71ZM80 172V173H79ZM91 172V171H90ZM182 172H184L185 174H187V176H189L188 174H190V176H189V179L187 180L186 179V176H185V174L184 175H179V174H181ZM12 173H13V175H12ZM41 173V174H40ZM58 173H60V174H58ZM65 173H67V174H65ZM179 173V174H178ZM194 173V174H193ZM6 174V175H5ZM15 174V175H14ZM31 174V175H30ZM38 174H39V177H38ZM48 174H52V175H48ZM62 174H64V176H66V177H64ZM82 174V175H81ZM192 174V175H191ZM2 175H5V176H2ZM22 175H23V177H22ZM46 175H48V176H46ZM54 175V178L52 177ZM59 175H61V176H59ZM103 175V176H102ZM106 175H107V179H105V177H106ZM120 175V176H119ZM178 175V176H177ZM201 175H203V176H201ZM258 175V176H257ZM7 176H8V179L9 180H11V182L8 180V182H9V184H7L8 182H7ZM10 176V177H9ZM33 176H35V177H33ZM44 176V177H43ZM51 176V177H50ZM56 176V177H55ZM89 176V175H88ZM103 177V180H102V177ZM105 176V177H104ZM172 176V177H171ZM191 176H193V177H191ZM195 176V177H194ZM199 176V177H198ZM30 177V178H29ZM31 177H32V179H31ZM45 177H46V179H45ZM59 179H58V178ZM87 177V176H86ZM112 177H114L115 179H112ZM119 177H121V178H119ZM176 177V178H175ZM178 177V178H177ZM204 177V178H203ZM12 178L14 179V180H12ZM35 180H34V179ZM48 178V179H47ZM51 178V179H50ZM65 180H63V179ZM85 178V179H84ZM111 178V179H110ZM171 178H173L172 180H170ZM175 178V179H174ZM188 178V177H187ZM191 178V179H190ZM40 179V180H39ZM43 179H45L44 180V182H43ZM101 179V180H100ZM104 179L105 180H107V181H109V182H107V181H104ZM114 180V181H112V182H114L115 184L114 185H111V184H113V183H111V181L110 180ZM179 179H181V178H179ZM195 179V180H194ZM29 180H30V182H29ZM57 180V181H56ZM63 180V183H59V182H61ZM166 180H165V182H166ZM169 180V181H168ZM195 181V182H192V183H190V181ZM18 182V184L19 185H14L15 183H17ZM33 181V182H32ZM34 181H35V184H34ZM48 181V182H47ZM98 183V184H96V182ZM98 181H100V182H98ZM181 181V182H180ZM258 181V182H257ZM7 182V183H6ZM12 182H14V183H12ZM36 182H38V183H36ZM43 182V183H42ZM66 182V183H65ZM68 182V183H67ZM79 182V183H78ZM103 182V183H102ZM116 182H117V185H116ZM187 183V184H185L186 185V187H184V189L182 188V186H184L183 184L184 183ZM4 183H6L5 185L6 186H8L9 185V187L8 188H3V186H5V185H3ZM12 183V184H11ZM23 183V184H22ZM26 183V184H25ZM29 183L31 184V185H29ZM50 183H54L55 184V186H56V184L58 183V184H60L59 186H62V184H63V186L62 187H64V188H62V187H59V186H57V187H54L53 186V188H52V185L50 186L49 184ZM70 183V184H69ZM72 183H74V187H73V184ZM108 185H107V184ZM20 184H22V185H20ZM38 184V185H37ZM49 186H48V185ZM76 184H78V185H76ZM94 184V185H93ZM96 184V185H95ZM120 184V185H121ZM170 184V183H169ZM179 184H182V185H179ZM13 185L15 186V187H13ZM23 185H24V187H23ZM25 185H26V187H25ZM28 185V186H27ZM34 185V186H33ZM45 185V186H44ZM64 185H66L67 187V189H68V191H67V189L65 188V186ZM93 187H92V186ZM107 185V186H106ZM117 186V188H116V186ZM130 185H132L133 186V189H131L132 187L130 186ZM188 185H190V186H188ZM5 186V187H6ZM10 186H11V188H10ZM19 186V187H18ZM20 186H22V187H20ZM38 186V187H37ZM46 186H47V188H46ZM89 186V187H88ZM105 186V187H104ZM115 188H114V187ZM163 186H165V187H163ZM181 186V187H180ZM188 186V187H187ZM18 187V188H17ZM31 189H30V188ZM36 187V188H35ZM52 188V189H49V188ZM92 187V188H91ZM119 187V188H118ZM120 187H122V189L120 188ZM131 187V188H130ZM175 189H174V188ZM178 187L179 188H181V189H178ZM200 187V188H199ZM13 188V189H12ZM39 188H41V190L39 189ZM46 188V189H45ZM57 188V189H56ZM77 189V192H76V189ZM82 189V191H83V193H81V189ZM96 188V189H95ZM128 188V189H127ZM134 188H135V193H134ZM13 190L14 191V189L16 190V191H14L15 192V194L17 195V192H18V195L16 196L15 194H14V192L13 191H11V190ZM23 189H25V190H23ZM28 189V190H27ZM38 189V190H37ZM55 189V190H54ZM63 189V190H62ZM66 189V190H65ZM75 189V190H74ZM80 189V190H79ZM115 189V190H114ZM130 189V190H129ZM166 189V190H165ZM167 189H170L171 191L173 190V192H170V190L168 191ZM197 189V190H196ZM27 190V191H26ZM35 190V191H34ZM45 190V191H44ZM53 190V191H52ZM56 190H57V192H56ZM62 192H61V191ZM78 190H79V194H78ZM108 190V191H107ZM116 190H118L117 191V194H116ZM122 190V191H121ZM125 190V191H124ZM139 190H141L140 192H139ZM164 190L166 191V192H169V194L170 193H173V197H175L176 195V199H173V197H172V195L170 194H167L166 192H164ZM177 190V191H176ZM200 190V191H199ZM2 191V192H1ZM24 191V192H23ZM31 191V192H30ZM36 192L37 191V193L38 192H42V194L43 195H45V193H48L49 192V194L50 195H48V194H46L45 196H41V194L39 195V194H37V193H33V192ZM55 191V192H54ZM66 191H67V193H68V195H67V193H66ZM71 191V192H70ZM73 191V192H72ZM106 191V192H105ZM115 191V194H113V192ZM130 191H132V192H130ZM144 193H143V192ZM147 191V192H146ZM160 191L162 192V193H160ZM176 191V192H175ZM178 191L180 192L179 194H178ZM182 191V192H181ZM22 192V193H21ZM27 192V193H26ZM45 192V193H44ZM51 192V193H50ZM65 192V193H64ZM140 194H142V195H138L139 193ZM142 192V193H141ZM157 192H158V194H157ZM196 192V193H195ZM198 192V193H197ZM202 192V193H201ZM21 193V194H20ZM25 193V194H24ZM29 193V194H28ZM53 193V195L55 194V197H54V199L55 200H59V202H62V203H60V206H58V207H56V208H50L49 207V205H47V207H45V203L43 202V204H41V203H37V200H44V199H46V200H50V198L52 197V194ZM62 193V194H61ZM74 193V194H73ZM77 193V194H76ZM112 193V194H111ZM121 193V194H120ZM125 193V194H124ZM131 193V194H130ZM133 193V194H132ZM137 193V194H136ZM155 193H156V195H155ZM160 193V194H159ZM167 195H166V194ZM177 193V194H176ZM182 193V194H181ZM184 193V194H183ZM192 195H191V194ZM205 193V194H204ZM21 196H20V195ZM23 194V195H22ZM31 194V195H30ZM60 194V195H59ZM85 194V195H84ZM97 196H96V195ZM145 194V196H143ZM197 194H199V195H197ZM15 195V196H14ZM24 195L26 196V195H28L27 197H29V198H27V197H25L24 198V201H23V197H24ZM47 195L48 196H50V198H48L47 197ZM72 195H73V197L75 196V198H72ZM77 195H79L80 197H81V199L77 196ZM84 195V197H82ZM93 195V196H92ZM95 195V196H94ZM112 195H113V197H112ZM133 195V196H132ZM159 195V196H158ZM169 195V196H168ZM175 195V196H174ZM181 195V196H180ZM196 195V196H195ZM203 195H205V197L203 196ZM2 196V197H1ZM4 196H7V197H4ZM23 196V197H22ZM35 196V197H34ZM56 196H58L59 197V199L56 197ZM61 196H62V198H61ZM65 196V198H63ZM77 196V197H76ZM116 196H119V197H117V198H115ZM121 196V197H120ZM129 196H131V197H129ZM138 196V197H137ZM142 196V197H141ZM151 196H153L154 198L155 197H158V198H155V200L153 199V197H151ZM166 196H168V197H166ZM181 198H180V197ZM10 197V198H9ZM18 197V198H17ZM53 197H52V201H54L53 200ZM67 197V198H66ZM70 197V198H69ZM87 199H86V198ZM90 197H92V198H90ZM97 197V198H96ZM166 197V202H164L163 204H162V200L161 199H163V201H165L164 200V198ZM170 197H172V198H170ZM4 200H3V199ZM27 198V199H26ZM80 199V201L79 200H77V199ZM95 198V200L93 201V199ZM98 198H100V199H98ZM133 198H134V200H133ZM136 198H137V200H136ZM138 198H141V199H138ZM152 200L151 202H150V199ZM11 199H15V200H11ZM19 199V200H18ZM26 199V200H25ZM62 199V200H61ZM68 199V202H66L65 200H67ZM102 199V200H101ZM145 199H149L148 201V203L149 204H147V203H145V201H147V200H145ZM159 201V199L161 200L160 202H158L157 200ZM170 199H172V200H170ZM179 199H181V201L179 200ZM21 200V201H20ZM30 200V201H29ZM32 200H34V201H32ZM36 200V201H35ZM50 200V201H51ZM70 200V201H69ZM74 200V201H73ZM84 200V201H83ZM129 200H131V201H129ZM133 200V201H132ZM136 200V201H135ZM141 200H143V202H144V204H143V202L141 201ZM156 201V202H154V201ZM175 200V201H174ZM176 200H179V201H177V205L175 204L176 203ZM202 200V201H201ZM8 201V202H7ZM10 201H11V203H10ZM13 201H15L14 202V204H13ZM19 201V202H18ZM28 203H27V202ZM64 201V202H63ZM78 201V202H77ZM106 201V202H105ZM140 203V205H139V203ZM168 201V202H167ZM2 202V203H1ZM36 202V203H35ZM42 202V201H41ZM71 202V203H70ZM74 202V204H81V207L82 206H86V207H84L83 209V213L81 212V214H83V219H82V217H80L81 216V214H80V218L78 217V212H80L81 211V207H79L78 205H74L75 206V208H74V210H76L77 209V211H78V208H79V210L80 211H74L73 210V208H72V206H73V203ZM76 202V203H75ZM86 202V203H85ZM96 202V203H95ZM97 202H104V203H97ZM135 202H137V203H135ZM172 202H174L173 204H172ZM186 202V203H185ZM188 202V203H187ZM194 202V203H193ZM8 203V204H7ZM10 203V204H9ZM22 203V204H21ZM26 203H27V205H28V207L26 208ZM63 203H65V204H63ZM84 203V204H83ZM89 203V204H90ZM107 203V204H106ZM125 203V204H124ZM126 203L128 204V205H126ZM135 203V204H134ZM181 203V204H180ZM191 203H192V205H191ZM206 203V204H205ZM35 205L36 207H34V208H32V206L31 205ZM41 204V205H40ZM63 204V205H62ZM133 204L134 205H137V206H134L133 207V210H132V206H133ZM146 204V206H144ZM163 205V206H161V205ZM166 206H165V205ZM171 204H172V208H171ZM175 204V205H174ZM180 204V205H179ZM186 204V205H185ZM187 204L189 205V206H187ZM201 206H203V208L204 209H200L199 208V206L200 205ZM10 205H13L12 207H10ZM14 205H15V207H14ZM24 206L23 207V209H21L22 207L21 206ZM33 205V206H34ZM40 206V208L41 209H39V206ZM42 205H44V206H42ZM88 205V204H87ZM131 205V206H130ZM151 205V206H150ZM157 205V206H156ZM182 205H184L183 207H182ZM191 205V206H190ZM195 205H197V206H195ZM5 206L7 207H9L10 208V211H8V209L7 208H5ZM30 206H31V208H30ZM61 206H63V208H61ZM73 206V207H74ZM78 206V207H77ZM97 206H93V207H96V209H100V208H98ZM108 208H107V207ZM127 206V208H130V209H127V208H125ZM129 206V207H128ZM140 207V209L142 208V207H144V208H142L141 209V215H139L140 214V209H138L137 207ZM152 206H153V208H152ZM160 206V208H157V207H159ZM170 206V207H169ZM173 206H174V208H173ZM179 206V207H178ZM180 206L182 207V208H180ZM195 206V207H194ZM200 206V207H201ZM214 206V207H213ZM43 207H45V210H44V208ZM60 207V208H59ZM93 207H89V209H91V211H93ZM118 207V208H117ZM190 207V208H189ZM12 208H14V209H12ZM15 208H17V210L15 209ZM29 208V209H28ZM36 208V209H35ZM59 208V209H58ZM81 208V209H80ZM137 208V209H136ZM148 208V209H147ZM150 208H152V209H150ZM186 208V209H185ZM189 208V209H188ZM202 208V207H201ZM213 208V209H212ZM6 210L5 212H3V211H1V210ZM26 209H28L27 210V212H26ZM88 209V210H89ZM102 209V208H101ZM125 209H126V211H125ZM158 210V211H156V210ZM176 209H178V211L176 210ZM182 209H184V210H182ZM209 209V210H208ZM222 209V210H221ZM23 210V211H22ZM40 210H43V211H40ZM56 210H58V211H56ZM61 210H63V211H61ZM67 211V212H64V211ZM95 210V209H94ZM102 210V211H103ZM124 210V211H123ZM130 210V211H129ZM144 210H146V211H144ZM153 210V211H152ZM154 210L156 211V213H159V214H156L155 212H154ZM175 210V211H174ZM186 210H188V211H186ZM216 211V210H221V212H216L217 214H215V216H213V214H212V216L213 217H211L210 215H207L208 214V211ZM20 211V212H19ZM30 211V212H29ZM31 211H32V213H31ZM34 211V212H33ZM37 211V212H36ZM55 211V212H54ZM73 211V212H72ZM122 211V213H120ZM132 211H134V212H132ZM139 211V212H138ZM151 211H152V213H151ZM207 211V212H206ZM29 212V213H28ZM54 212V213H53ZM57 212H58V214H57ZM131 212V213H130ZM154 212V213H153ZM170 212V213H169ZM173 212V213H172ZM213 212V213H214ZM30 213H31V215H30ZM43 213H46V215L45 214H43ZM66 213V214H65ZM71 213H73V214H71ZM75 213H76V216H75ZM106 213V214H105ZM118 213V214H117ZM126 215H124V214ZM128 213H129V215H128ZM133 213V214H132ZM178 213V214H177ZM207 213V214H206ZM210 213V212H209ZM218 213H219V215H218ZM36 214V215H35ZM41 214V215H40ZM64 214V215H63ZM115 214V215H114ZM121 214H122V216H121ZM148 214H150V215H148ZM168 214V215H167ZM182 214H184V216L182 217ZM186 214V215H185ZM5 215V216H6ZM38 215V216H37ZM40 215V216H39ZM52 215H54V216H52ZM57 215V216H56ZM62 215V216H61ZM109 215V216H110ZM134 215V216H133ZM139 215V216H138ZM154 215V216H153ZM156 215V216H155ZM160 216V219H159V216ZM162 215H164V216H162ZM206 215V216H205ZM230 215H232V219H231V217H229V219H227L228 217L227 216H230ZM30 216H32V217H30ZM42 216V217H41ZM50 216V217H49ZM61 216V217H60ZM74 216V217H73ZM101 216H103V215H101ZM125 216V217H124ZM137 217V219H136V217ZM146 216V217H147ZM175 216H177V217H175ZM179 216V217H178ZM201 216V217H200ZM213 220H210V218ZM29 217V218H28ZM35 217V218H34ZM36 217H39V218H36ZM45 217V218H44ZM52 217V218H51ZM63 217V218H62ZM78 217V218H77ZM148 217H147V219H148ZM181 217V218H180ZM199 217V218H198ZM207 219H206V218ZM6 218V217H5ZM33 218H34V220H33ZM48 219V221L46 220L45 221V219ZM51 218V219H50ZM69 218V219H68ZM72 218V219H71ZM75 218V219H74ZM85 218V219H84ZM113 218V217H112ZM127 218V219H128ZM51 221H50V220ZM65 219V220H64ZM80 219V220H79ZM148 219V220H149ZM204 219H205V221H204ZM208 219L210 220V221H208ZM219 219H221V221L219 220ZM252 221H251V220ZM28 220V221H27ZM32 222H31V221ZM71 220V221H70ZM153 220V221H154ZM195 220V221H194ZM222 220L224 221V224H223V222H222ZM229 220H230V222H229ZM234 220H235V222H234ZM34 221V222H33ZM43 221V222H42ZM64 222V224H63V222ZM84 223H83V222ZM165 221V222H164ZM196 221H198V222H196ZM218 221V222H217ZM240 221V222H239ZM251 221V222H250ZM28 222H30V224L28 223ZM58 222H60V224L58 223ZM62 222V223H61ZM67 222V223H66ZM70 222H73V223H71L70 224ZM87 222H89V223H87ZM213 222H216V223H213ZM220 222V223H219ZM228 224H227V223ZM231 222H234L235 224H232ZM253 222V223H252ZM45 223V224H44ZM65 223L66 224H68L67 226L65 225ZM167 223H169V222H167ZM222 223V224H221ZM231 223V224H230ZM7 225V229L9 228V224H10V228L8 229V230H6L4 227ZM14 224H16L15 226H13ZM19 224V225H18ZM29 224V225H28ZM61 224H63V225H61ZM70 224V225H69ZM138 224V223H137ZM169 224H171V223H169ZM213 224V225H212ZM217 224V225H216ZM222 226L221 228H217V227H220V225ZM226 224V225H225ZM260 224H261V226H260ZM24 225H26V226H24ZM44 225H45V227H44ZM56 225V226H55ZM58 225H59V227H58ZM61 225V226H60ZM136 225V224H135ZM215 225V226H214ZM232 226V229H231V227L230 228H228V227H226V228H224L223 226ZM237 226V227H235V226ZM42 226V227H41ZM54 226V227H53ZM63 226V227H62ZM261 228H260V227ZM2 227V228H1ZM24 227H26V228H24ZM48 227V228H47ZM58 227V228H57ZM66 227V228H65ZM4 228V229H3ZM61 228V229H60ZM64 228V229H63ZM71 228V229H70ZM237 229L236 231H234L235 229ZM256 228H258V230L256 229ZM1 229H3V230H1ZM30 231H32V230H36V231H38V233L40 232V229H41V232L39 233V235H33V234H29V230ZM43 229V230H42ZM50 229H52V232H50L51 230ZM56 229V230H55ZM262 230V231H260V230ZM61 230V231H60ZM231 230V231H230ZM251 230V231H250ZM24 231H28L27 233H26V235L24 234L25 232ZM43 231H44V234H43ZM49 233H51V234H49ZM72 231V232H71ZM87 231H89V230H87ZM57 232V233H56ZM208 232H206V233H208ZM61 233V234H60ZM67 233H69V235H70V237H68V238H66L67 236ZM73 235H71V234ZM155 231H149V232H147V233H144L143 234V237L144 238H149V239H154V240H156L157 239V241L160 239L161 241H163L164 240V236L162 235V233H158V232H156L155 234ZM208 233V234H209ZM243 233V234H242ZM253 233V234H252ZM261 233V234H260ZM24 234V235H23ZM43 234V235H42ZM48 236H47V235ZM65 234V235H64ZM159 235L158 237L156 236V235ZM207 234V235H208ZM46 237H45V236ZM53 235V236H52ZM163 237H162V236ZM236 235V236H235ZM252 235V236H251ZM64 236H66V237H64ZM262 236V237H261ZM48 237V238H47ZM62 239H61V238ZM74 237V238H73ZM228 237V238H227ZM232 237H234L235 238V240H234V238H232ZM14 239V240H16L18 243V246L16 245V242L14 241V240H11V239ZM45 238H46V240H45ZM61 240H60V239ZM65 238V239H64ZM232 238V239H231ZM56 239H57V241H56ZM59 239V240H58ZM70 239V240H69ZM75 239H77V240H75ZM230 239V240H229ZM8 240H10L9 241V243H8ZM27 240H29V241H31V240H33L34 241V243H33V241H32V244L31 243H29V241H27ZM66 240V241H65ZM69 240V241H68ZM234 240V241H233ZM243 240V241H242ZM15 242V243H12V242ZM46 241V242H45ZM48 241V242H49ZM61 241H62V243H61ZM226 241V240H225ZM236 241V242H235ZM239 241V242H238ZM247 243V245H249L248 247H246L247 245H245L246 243ZM20 242V243H19ZM241 242H244V243H241ZM31 244L30 246H29V244ZM240 245H239V244ZM255 243H258L260 246H257V244H255ZM20 244H22V246L20 245ZM242 244V245H241ZM6 245H8V247L6 246ZM15 245V246H14ZM19 245H20V247H19ZM28 245V246H27ZM58 245V246H59ZM239 245V246H238ZM244 245H245V247H244ZM250 245H251V248H253V246H254V249H252L253 251H251V250H249L250 248ZM253 245V246H252ZM255 245L257 246V247H255ZM58 246H56V249H55V252H57V254H54V252H53V254L52 255H50V256H48V258L47 259H49V258H52V259H54V257H55V255H58V253H60L61 251H59V250H61V246L60 247H58ZM79 246V247H78ZM15 247V248H14ZM17 247V248H16ZM240 247V248H239ZM60 248V249H59ZM79 248V249H78ZM242 248H243V250H242ZM20 249V250H19ZM37 249V252H38V254L41 256V255H44L45 253L43 252V254H42V249L40 250H38ZM59 249V250H58ZM69 249V250H68ZM259 249V250H258ZM1 250V251H2ZM17 250V251H16ZM57 250V251H56ZM258 250V251H257ZM0 251V254L2 253ZM7 251V250H6ZM9 251V250H8ZM9 251V252H10ZM28 251V252H27ZM242 251V252H241ZM246 251H248V252H246ZM250 251V252H249ZM4 252V251H3ZM78 252V253H77ZM232 252V253H231ZM253 252V253H252ZM227 253V254H226ZM28 254V255H27ZM37 254V255H38ZM61 255V254H60ZM60 255L59 256H57V258L58 259H60L59 257H60ZM76 255V256H75ZM88 255V256H87ZM241 255H242V259L240 258L241 257ZM28 256V257H27ZM220 256V257H221ZM237 258H236V257ZM239 256V257H238ZM17 257V258H16ZM39 257V256H38ZM63 257V256H62ZM77 257V258H76ZM254 257V258H253ZM20 258V259H19ZM93 258V259H92ZM223 258V260H225ZM0 259H1V257H0ZM18 259L20 260V262L18 261ZM29 259V260H28ZM51 259V260H52ZM227 259V260H228ZM229 259V260H230ZM236 259H238L237 261H236ZM239 259H241V261L239 260ZM247 259V260H246ZM2 260H3V258H2ZM50 260V259H49ZM60 260H62L63 261V263L65 262L64 260H65V258L63 257V259L61 258ZM82 260V261H81ZM61 261V262H62ZM98 261V262H97ZM240 261V262H239ZM260 261V262H259ZM17 262V263H16ZM19 262V263H18ZM34 262V263H33ZM232 262L230 261L229 262V264H232ZM236 262V263H235ZM239 262V263H238ZM244 262V263H243ZM247 262V263H246ZM252 262V263H251ZM262 262V263H261ZM6 262L4 261V264H5ZM27 263V264H28ZM62 263V264H63ZM66 263V262H65ZM64 263V264H65ZM69 263H67V264H69ZM94 263V262H93ZM94 263V264H95ZM1 264H3V262L1 263ZM40 264V263H39Z\"/></svg>",
  "mask_w": 264,
  "mask_h": 264
},
{
  "label": "bare ground",
  "instance_id": "obj_2",
  "mask_svg": "<svg viewBox=\"0 0 264 264\" xmlns=\"http://www.w3.org/2000/svg\"><path fill=\"white\" fill-rule=\"evenodd\" d=\"M11 1V0H10ZM16 1V3H17V9L13 12L14 13V15H12L11 17H9V18H7L4 22H2V24H0V86L1 85H4L5 86V83H7V85H8V83H10L9 81L10 80H12L11 79V76H12V74H15V76L17 75V76H21L20 75V71H21V69H25V70H28V69H31V71L29 72V74L28 75H26L25 76V78L26 79H28L29 81H31V84H30V89H31V91L30 92H32V98L34 99V100H41V101H43V100H47L48 99V101L50 100H55V102H56V100H58L59 101V107H58V105H57V107H58V110H59V108L61 109L60 111H59V114H56L57 116V118L55 117V119H53V117H52V119H51V123H49V124H53L54 126H56V127H59V128H63V129H71V130H73V129H76L77 131L78 130H80L79 129V127L82 125V123L80 122V121H82L83 120V118L81 119V113L83 112V110H79V106H81V104L79 105L78 104V102L79 101H76V99H75V96L76 95H78L79 93L81 94H86V95H89L90 94V96H93L94 97V99H92V97H91V99L92 100H87L86 102H87V104H85L84 103V105L85 106H83V107H85V108H87L88 110H87V112L88 111H90L89 113L90 114H88V116L90 117V122H88V123H84L83 124V127L82 128H84V126H85V128H84V132L88 135H86L87 136V138H89V136L91 137V141L88 139V140H85V139H82V137H81V139L79 138V137H74V136H72V137H74V138H79L80 140H79V144L78 143H76L77 145H79V149H78V147L76 148L77 149V152H79V154H83V157L84 156H88L91 160L93 159V161H95L96 160V162H98L99 164H100V162L98 161V160H100V161H102V164H100V165H104V161H106V158L107 159H112V158H108V156H111V157H114L115 156V160L114 161H116V163L115 164H117V157H116V154H119V157H120V154H123V156H125L126 158H130V156H133L134 155V151H137V152H135V154L136 153H143V151H145L146 152V150H147V147H148V145H146L145 143H143V142H141L142 141V139H143V137L144 136H146V135H148V137H150V133H151V131H153L154 130V128L156 127V128H158V130L157 129H155V131L156 132H154L153 131V135H152V137H154V133H157V131H158V133L156 134V137L154 138V139H156L157 138V135H163V133H166V130H168V131H170L169 133H171V131H172V133L171 134H165V138H164V140H163V138H162V140L164 141V143L166 144V146H169V147H172V142L173 141H175L176 140V142H178V141H180L181 140V138H179V137H182L184 134H186L185 132H186V130H190L191 131V129L192 128H190L191 127V125L193 126L194 125V122L192 121V118H193V112H194V110H193V107L195 108L196 106L198 107V103L196 102V98H197V101H201V100H198V99H202L201 97H196L197 95L195 94L194 96H193V92L194 91H196L197 89H196V85L198 84V83H200V82H198L197 84L195 83V81H193L194 79H196L197 80V78H195L196 76V74L194 75V79L192 78V80H191V78L189 77V72H194V71H196V70H194V69H198L199 67L198 66H195L196 68H194V63H193V60H192V63L191 64H189L191 61L190 60H188L189 59V57H190V54L189 53H187L185 50H183V48H186L185 46L186 45H184L183 43H181V39H183V37L186 35V37L188 36V34L190 33H186V31H185V27H183L182 25H185V24H182L181 25V27L179 26L180 24H181V22H182V20H183V18L184 17H182V16H180L181 17V22H180V24L178 23V27H176L177 25H175V28H177V29H179V28H183L184 29V32H182L181 30H183V29H179V31L177 30V29H175L174 28V20H176L175 19V16H172V18L173 19H170L169 17H167V19L165 20V26L160 30V34L165 38V40L167 41H173V40H175L177 37L176 36H174L175 35V31H176V34H177V32L179 33V35L177 34V36H179V37H182V38H180V42H178V40H177V44H174V41L173 42H171L172 43V45L173 46H175V47H173V48H168L167 49V51L166 52H164V53H160V52H158L154 47H152L151 45H149V43H148V40L146 39V33H147V30H148V28H149V26H150V20L148 19V20H145L143 23L141 22V21H138L139 19H138V17H137V14H136V11L137 12H139V10H140V8H139V10H137V6L135 5V6H133L134 4L132 3V5L129 3V2H133V1H135V0H72V6L70 7V8H73L72 10H73V12H69L68 11V14L69 15H66V13H65V15H57L61 10H59V11H57V10H55L56 9V7H54V5H53V3H54V1L55 0H15ZM14 1V2H15ZM62 2H63V0H61ZM61 1L59 0V2L61 3ZM69 1V0H68ZM67 1V2H68ZM136 1H139V0H136ZM136 1H135V4H136ZM145 1H152V3H154V4H156L155 6H159L160 7V3H161V1H164V0H144V2ZM171 1V0H170ZM170 1L168 0V2H167V0H166V2L167 3H169V4H171L170 3ZM208 1V0H207ZM206 1V2H207ZM211 2H212V0H210ZM7 2V1H6ZM13 2V1H12ZM57 3H58V1H56ZM142 2V1H141ZM140 2V3H141ZM174 1H172V4H174L173 3ZM195 2V1H194ZM205 2V3H206ZM209 3V4H212V3ZM213 2H214V0H213ZM220 2V1H219ZM255 2V1H254ZM138 3V2H137ZM148 3H150V2H148ZM164 3V2H163ZM179 3V2H178ZM217 3V2H216ZM216 3H213L214 4V6L213 7H216L215 6V4ZM153 4V5H154ZM212 4V5H213ZM220 4H223V3H220ZM219 4V5H220ZM13 5V4H12ZM14 5H15V3H14ZM53 5V6H52ZM70 5V4H69ZM165 5H167V4H165ZM184 5V4H183ZM182 5V6H183ZM211 5V6H212ZM217 5V4H216ZM262 5V4H261ZM56 6V5H55ZM58 6H60V5H58ZM64 5H61V7H63ZM173 6H175V5H173ZM181 6V5H180ZM66 7H67V5H66ZM158 7V8H159ZM165 7V6H164ZM179 7V6H178ZM177 7V8H178ZM204 7V6H203ZM221 7H223L222 5H221ZM69 8V9H70ZM161 8V10L162 11H164V9L165 8H163V7H160ZM180 8V7H179ZM182 8V7H181ZM208 8H209V6H208ZM218 8V7H217ZM59 9V8H58ZM62 9V8H61ZM68 9V10H69ZM207 9V8H206ZM211 9V8H210ZM214 8H212V10H213ZM221 9V8H220ZM220 9H218V10H220ZM177 10V9H176ZM175 10V11H176ZM180 10V9H179ZM204 10V9H203ZM208 10V9H207ZM225 10V9H224ZM262 10V9H261ZM55 11V12H54ZM56 11L58 12L57 14H55V15H53L54 13H56ZM142 11H144V10H140V12H142ZM146 11V10H145ZM206 11V10H205ZM215 11H216V9H215ZM223 11V10H222ZM264 11V10H263ZM54 12V13H53ZM181 12V14H183L182 13V11H180ZM208 13H209V11H207ZM219 12H221V11H219ZM228 12V11H227ZM63 13V12H62ZM213 13V12H212ZM222 13V12H221ZM221 13H219V16H220V14ZM223 13H224V11H223ZM64 14V13H63ZM179 14V13H178ZM188 14V13H187ZM217 14V13H216ZM238 14V13H237ZM120 16H124L125 18H123V19H121L120 18ZM186 16V15H185ZM201 16V15H200ZM217 16H218V14H217ZM219 16H218V19H219ZM242 16V15H241ZM177 17H179V16H177ZM187 17H188V15H187ZM186 17V18H187ZM222 19H223V17H225L224 15H223V17L222 16H220ZM232 17V16H231ZM120 18V19H119ZM169 18V19H168ZM191 18V17H190ZM178 20H179V18H177ZM192 19H196V18H192ZM198 19V18H197ZM196 19V20H197ZM222 19H220L221 21H222ZM142 20V19H141ZM187 20H189V18L187 19ZM186 20V21H187ZM259 20V19H258ZM260 20H263V18H261ZM177 21V20H176ZM216 21V20H215ZM214 21V22H215ZM220 21V22H221ZM230 21V20H229ZM257 21V20H256ZM264 21V20H263ZM153 22V21H152ZM164 22V21H163ZM179 22V21H178ZM191 22V21H190ZM195 22V21H194ZM193 22V23H194ZM220 22H218V23H220ZM224 24H225V21H222ZM255 22V21H254ZM259 22V21H258ZM197 22H195V24H196ZM231 23V22H230ZM191 24V23H190ZM216 24V23H215ZM222 24V23H221ZM155 25V24H154ZM189 25V24H188ZM207 25V24H206ZM220 25V24H219ZM190 26V25H189ZM208 26H210V25H208ZM207 26V27H208ZM216 26V25H215ZM227 26V25H226ZM133 27H137L138 28V30H139V35H137V37H134L133 36V34L131 33V29H134ZM151 27V26H150ZM212 27V26H211ZM230 28V27H229ZM208 29V28H207ZM206 29V30H207ZM227 29V28H226ZM236 29V28H235ZM219 30V29H218ZM237 30V29H236ZM119 31H121V32H123L124 34H123V37H120V38H118L117 37V35H118V33H119ZM188 31V30H187ZM202 31V30H201ZM209 31V30H208ZM234 31V30H233ZM223 32H225V31H223ZM202 33V32H201ZM200 33V34H201ZM205 33V32H204ZM207 33V32H206ZM185 34V35H184ZM192 34V33H191ZM122 35V34H121ZM190 35V34H189ZM193 35V34H192ZM175 37V39L174 38H172V37ZM223 36V35H222ZM195 37V36H194ZM211 37V36H210ZM209 37V38H210ZM236 37V36H235ZM187 38H189V36L187 37ZM196 38V37H195ZM199 38V37H198ZM204 38V37H203ZM208 37L206 38L207 40L209 39ZM13 39V41H12V44H10V43H7V42H9V40H12ZM128 41H127V40ZM179 39V38H178ZM184 39H186L185 37H184ZM191 39V38H190ZM190 39H188L187 41L186 40H183V41H185V43L186 44H188V45H190V46H188L187 45V48H189V50H190V48H191V43L189 42L190 41ZM214 39V38H213ZM216 39V38H215ZM214 39V40H215ZM237 39V38H236ZM241 39V38H240ZM118 40H120V42L119 43H121V45H123V46H121V45H117V46H119V47H117V48H115L116 46H115V44L118 42ZM126 40V41H125ZM137 40L139 41H141L142 42V44H141V42H140V44L141 45H139V43L137 42ZM176 40H175V42H176ZM195 40V39H194ZM193 40V41H194ZM197 40V39H196ZM203 41H204V39H202ZM206 40V41H207ZM217 40V39H216ZM222 40V39H221ZM220 40V41H221ZM167 41V42H168ZM182 41V42H183ZM203 41H201V39H200V44L203 42ZM226 41V40H225ZM234 41V40H233ZM187 42H189V43H187ZM191 42H192V40H191ZM194 42H196V41H194ZM198 42V41H197ZM210 42H211V40H210ZM217 42V41H216ZM216 42H214L216 45H218ZM228 42V41H227ZM235 42H237V40L235 41ZM256 42V41H255ZM4 43H7L6 44V46L5 45H3ZM46 43V44H45ZM181 43V46H182V50H181V47L179 48L180 49V51H182V52H180L179 53V49H178V51H177V49L175 50V48H178L179 47V44ZM205 43H207V42H205ZM212 43V42H211ZM221 43V42H220ZM238 43V42H237ZM143 44H145V46H146V49H149V55H148V53H146L147 54V56L149 57V58H144V51L146 50H144L143 49ZM193 44V46H192V48L194 47V43H192ZM235 44V43H234ZM263 44V43H262ZM177 45V46H176ZM184 45V46H183ZM198 45V44H197ZM206 45V44H205ZM224 45V44H223ZM236 45V44H235ZM241 45H243V44H241ZM260 45V44H259ZM258 45V46H259ZM60 47V46H63V50L61 51V53L59 54V58L56 56V58H58V59H56L55 58V53H54V51H56V50H54L55 48H57V47ZM115 46V47H114ZM204 46V45H203ZM208 46H210V44L208 43ZM211 46H213V44L211 45ZM211 46H210V48H211ZM222 46V45H221ZM234 46V45H233ZM237 46V45H236ZM239 46H240V44H239ZM251 46V45H250ZM207 47V46H206ZM214 47V46H213ZM223 47V46H222ZM221 47V48H222ZM251 47H253V46H251ZM260 47V46H259ZM198 48H200L199 46H198ZM203 48V47H202ZM215 48H216V46H215ZM231 48V47H230ZM238 48V47H237ZM235 49V47L233 48L234 49V51H237L238 52V57H239V54H241V53H239V51H242V50H239V49ZM110 49H112V50H115V57H116V68H118L120 71H124L123 72V75L122 74H115L113 71V73H109L108 71H104V72H102V71H99V70H97L96 69V66H97V64L99 63V61L101 60L102 62L103 61H107V62H112L113 61V55H111L110 54ZM194 49V48H193ZM207 49V48H206ZM209 49V48H208ZM229 49V48H228ZM228 49H227V51H228ZM187 51H188V49H186ZM203 50V49H202ZM211 50H213V49H211ZM210 50V51H211ZM217 50H219V49H217ZM216 50V51H217ZM222 50H226L225 48L224 49H222ZM239 50V51H238ZM245 50V49H244ZM262 50V49H261ZM146 51V52H147ZM183 51H185V54L187 53V54H189L188 55V57H187V54L186 55H184V52ZM231 51H232V49H231ZM251 51V50H250ZM192 53L191 54H193L194 52H193V50L191 51ZM200 52H202L201 51V49H200ZM212 52V51H211ZM221 52V51H220ZM183 53V54H182ZM203 53H204V51H203ZM213 53H215V50H214V52ZM217 53H219V52H217ZM180 54H182V55H180ZM197 54V53H196ZM208 54H210V53H208ZM228 54V53H227ZM242 54H244L243 52H242ZM246 54V53H245ZM195 55V54H194ZM198 55H200V54H198ZM204 55V54H203ZM215 55V54H214ZM162 56L165 58V57H167L168 59L166 60V62L169 60V58L172 60V62H171V60H170V62H168L166 65H168L169 64V66H170V69H171V72H173V75H174V77H173V75H171L170 73V71L168 70V67L166 68L167 70H165V67H166V65H163L164 63L163 62H161V58H162ZM179 56H183V57H187V60L188 61H186L185 62V58L182 60V58L181 59H179ZM208 56V55H207ZM220 56H221V54H220ZM234 56V55H233ZM237 56V55H236ZM241 56V55H240ZM81 57H83L84 58V60H85V62H83L84 64V68L83 69H85L83 72H81V73H79V74H77L76 76H73L72 77V75H69L71 72H73V71H75V70H77V69H79L80 68V59H81ZM161 57V58H160ZM200 57H202V56H200ZM205 57V56H204ZM219 57V56H218ZM222 57H224V56H222ZM227 57V56H226ZM229 57H231V56H229ZM237 57V58H238ZM244 57H246V56H244ZM55 58V59H54ZM161 59V60H158V59ZM192 58H193V56H192ZM197 58V57H196ZM203 58V57H202ZM208 57H206V59H207ZM247 58V57H246ZM249 59H250V57H248ZM191 59V58H190ZM198 59H199V57H198ZM204 60H205V58H203ZM218 59V58H217ZM220 59H222V58H220ZM231 59H233V58H231ZM239 59H241V58H239ZM239 59H237V61H239ZM242 59H243V61H242ZM241 59V64H242V68H243V70H240V71H243V74H245L248 78H250L251 76H253V75H251L252 73H253V69L254 68H248V67H246L248 64H247V61L246 60H244V58H242ZM165 60L163 59V61L165 62ZM201 60V59H200ZM200 60H198V61H200ZM229 60V59H228ZM235 60H236V58H235ZM81 61H82V59H81ZM183 61L185 62V63H187L186 64V66L187 67H181V64H183ZM190 61V62H189ZM208 61V60H207ZM210 61V60H209ZM249 61V60H248ZM251 61V60H250ZM189 62V63H188ZM201 62H203V61H201ZM201 62H199V63H201ZM230 62H232V61H230ZM234 62V61H233ZM236 62V61H235ZM198 63V62H197ZM198 63V64H199ZM205 63V62H204ZM249 63V62H248ZM259 63V62H258ZM65 65L66 67H67V69L65 70L66 72H64L63 70H61V72H60V69L58 70V66H60V65ZM171 64V65H170ZM192 64H193V66H192ZM250 64V63H249ZM253 64V63H252ZM82 65V64H81ZM190 65H191V68H190ZM200 66H201V64H199ZM203 65V64H202ZM234 65V64H233ZM232 65V66H233ZM237 65H238V63H237ZM182 66H185L184 64L182 65ZM230 66V65H229ZM235 67H234V69L235 68H237L236 67V65H234ZM249 66V65H248ZM98 67V66H97ZM104 67V66H103ZM210 67V66H209ZM231 67V66H230ZM254 67V66H253ZM259 67H260V65H259ZM202 68V67H201ZM241 68V69H242ZM190 69H191V71H190ZM200 69V68H199ZM216 69V68H215ZM222 69V68H221ZM224 69V68H223ZM229 69V68H228ZM231 69V68H230ZM102 70V69H101ZM105 70H107L106 68H105ZM163 70H165L166 72L168 71L169 73L168 74H170L173 78H175L174 80H175V83H174V81H173V83H174V85L177 83L176 81L178 80V79H181L182 80V82H183V84H182V86L180 85V87L182 88H185L186 89V91H185V89H180V87H179V91L181 92V91H184L185 93L187 92V94H185L184 93V95L186 96H188V98H187V100L185 99V101H182V99L183 98H181V100H169L168 99V97L167 96H165L166 95V93L164 94L163 92H159L157 95H153L152 94V91L151 90H155V89H153V87H151V86H153V85H156L155 84V81L157 80V78H156V76L155 77H153L152 75H153V73L156 71V73L154 74V75H156L157 74V71H160V72H158L159 74L161 73V72H165V71H163ZM194 70V71H193ZM201 70V69H200ZM62 71H63V73H62ZM152 71H154L153 73H152ZM199 71V70H198ZM205 71V70H204ZM203 71V72H204ZM206 71H208V69L206 70ZM205 71V72H206ZM221 71V70H220ZM223 71V70H222ZM230 71V70H229ZM125 72H127V74H125ZM165 72V73H166ZM211 72V71H210ZM209 72V73H210ZM232 73H235L236 72V70H235V72H234V70L233 71H231ZM256 72V71H255ZM255 72H254V74H255ZM129 73V74H128ZM222 73H224V71L222 72ZM230 73V72H229ZM237 73H239V71L237 72ZM236 73V74H237ZM260 73V72H259ZM151 74V75H150ZM162 74V73H161ZM160 74V75H161ZM194 74V73H193ZM208 74V73H207ZM206 74V75H207ZM240 74V73H239ZM69 75V76H68ZM122 75V76H121ZM124 75H132V77H137V81H138V79L140 78H142L143 79V81H142V79H141V83H134V82H137V81H135L136 79H133L134 80V82L133 81H129V79H130V77H129V79L126 81V76H124ZM162 75H164V74H162ZM160 76V80H161V78L163 77V76ZM169 75V76H170ZM232 75H234V74H232ZM124 76V79L125 80H123V79H121V77H123ZM152 76V77H151ZM198 76V75H197ZM208 76V75H207ZM226 76V75H225ZM235 76V75H234ZM237 76H238V74H237ZM134 77V78H135ZM168 77V76H167ZM171 77V79H173ZM209 77V76H208ZM207 77V78H208ZM230 77H231V75H230ZM236 77V76H235ZM235 77H234V79H235ZM261 77V76H260ZM128 78V77H127ZM154 78V79H153ZM155 78H156V80H155ZM228 78V77H227ZM237 78V77H236ZM240 78H241V76H240ZM240 78H238L237 79V81H241V79L243 78V75H242V78L240 79ZM263 78V77H262ZM262 78H260V79H262ZM139 79V80H140ZM169 79H170V77H169ZM169 79H168V81L167 82H169L171 85H173V83H172V81H169ZM177 79V80H176ZM213 79V78H212ZM230 79V78H229ZM244 79V78H243ZM247 79V78H246ZM252 79V78H251ZM146 82H145V81ZM153 80H155V81H153ZM167 80V79H166ZM199 80V79H198ZM207 79H204L203 81H206ZM209 80V79H208ZM207 80V81H208ZM211 80V79H210ZM209 80V81H210ZM233 79H231V81H232ZM236 80V79H235ZM234 80V81H235ZM73 81H75V82H73ZM165 81V80H164ZM163 81V83L166 85V87H167V85L169 84V83H167V82H164ZM202 81V82H203ZM208 81V82H209ZM216 81H217V79H216ZM231 81H230V83H231ZM244 80H242V82H243ZM248 81V80H247ZM263 81V80H262ZM82 82H84L85 84L87 83V85H84L83 84V86H82V84L81 83ZM157 82V81H156ZM180 82V81H179ZM213 82H214V80H213ZM221 82V81H220ZM245 82V81H244ZM259 82V81H258ZM29 83V82H28ZM28 83H27V85H28ZM81 85H80V84ZM88 83H94V84H91V86L93 87V85H98L99 87H94L93 89H91V87H89V85H88ZM158 83H159V81H158ZM163 83H162V85H163ZM193 83L194 84H196V85H193ZM204 83V82H203ZM236 83V82H235ZM261 83V82H260ZM259 83V84H260ZM264 83V82H263ZM117 84H120L121 85V87L123 88V86H129V87H133V89H135L136 88V90L138 91V93H140V96H137V100L135 101V102H137L138 103V105L136 106H132V108H129L130 110H128V109H126L125 110V107H130L129 105H127L128 103L129 104H131L130 102H132L133 100H131L130 102H125V98H126V96H125V94L126 93H128V92H126V90H127V87L124 89V90H122L125 94H124V96L123 97H125L124 99L121 97V96H119V95H114V94H110L109 93V91H108V88L107 87H109V86H117ZM160 84V83H159ZM169 84V85H170ZM181 84V83H180ZM201 84V83H200ZM205 84L207 85V83L205 82ZM211 84V83H210ZM218 84V83H217ZM216 84V85H217ZM221 84V83H220ZM222 84H224V82L222 83ZM234 84V83H233ZM238 84H239V82L237 83V86H238ZM242 84V83H241ZM248 84V83H247ZM258 84V85H259ZM102 85V86H101ZM208 85H209V83H208ZM207 85V86H208ZM211 85H213V83L211 84ZM243 85H244V83H243ZM250 85H253V84H250ZM9 86V85H8ZM114 86H113V91H114V89L116 88H114ZM177 86V85H176ZM176 86H174V88L176 89L177 87ZM194 86H196V87H194ZM201 86V85H200ZM205 86V85H204ZM215 86V85H214ZM221 86V85H220ZM222 86H224V85H222ZM233 86V85H232ZM255 86V85H254ZM263 86V85H262ZM6 87V86H5ZM118 87V86H117ZM128 87V88H129ZM155 87V86H154ZM163 87V86H162ZM165 87V88H166ZM192 88V91H189L191 88ZM209 87H210V85H209ZM209 87H207L208 89H210ZM234 87H236V86H234ZM245 87H246V85H245ZM260 87V86H259ZM26 88L27 89H29V86H26ZM152 88V89H151ZM165 88H164V90H165ZM194 88H195V90H194ZM200 88V87H199ZM202 88H204V87H202ZM250 88H251V86H250ZM256 88V87H255ZM117 89V88H116ZM171 89V88H170ZM172 89H173V86H172ZM201 89V88H200ZM205 89V88H204ZM247 89V88H246ZM59 90V92H57ZM61 90V91H60ZM112 90V89H111ZM167 90H169V89H167ZM177 91H176V94L179 92L178 91V89H176ZM205 90H207V89H205ZM204 90V91H205ZM211 90V89H210ZM209 90V91H210ZM215 90V89H214ZM221 90V89H220ZM239 90V89H238ZM242 90H243V88H242ZM29 91V90H28ZM117 91V90H116ZM129 91H134V90H132V88H131V90H129ZM171 91V90H170ZM173 91V90H172ZM171 91V92H172ZM175 91V90H174ZM173 91V93H175ZM203 91V92H204ZM208 91V90H207ZM206 91V92H207ZM249 91V90H248ZM247 91V92H248ZM255 91V90H254ZM254 91H253V93H254ZM261 91H262V88H261ZM111 92V91H110ZM122 92V93H123ZM179 92V93H180ZM197 92V91H196ZM195 92V93H196ZM201 92V91H200ZM199 92V93H200ZM202 92V93H203ZM240 92V91H239ZM242 92V91H241ZM251 92V91H250ZM263 92V91H262ZM117 93V92H116ZM199 93H198V95H199ZM217 93V92H216ZM215 93V94H216ZM245 93H246V91H245ZM182 94H183V92L182 93H180V96L181 97H183L182 96ZM204 94H208V93H204ZM203 94V96H206V95H204ZM247 94V93H246ZM250 94V93H249ZM257 94V93H256ZM259 94V93H258ZM85 95V96H86ZM127 95V94H126ZM212 96L214 95V94H211ZM220 95V94H219ZM218 95V96H219ZM252 95H254V94H252ZM261 95V94H260ZM57 96V97H56ZM131 96V95H130ZM200 96V95H199ZM209 96H210V94H209ZM209 96H207V97H209ZM216 96V95H215ZM215 96H214V98H215ZM220 96H222V95H220ZM257 96V95H256ZM262 96V95H261ZM261 96H260V98H261ZM30 97V96H29ZM56 97V98H55ZM102 97H105V102L104 101H102L101 99H102ZM193 97L195 98V99H193ZM206 97V98H207ZM211 97V96H210ZM209 97V98H210ZM28 98V97H27ZM32 98L30 99V100H32ZM55 98V99H54ZM78 98H79V96H78ZM85 98V97H84ZM89 98V97H88ZM87 98V99H88ZM132 98V97H131ZM209 98H207V99H209ZM219 98V97H218ZM217 98V99H218ZM229 99H230V97H228ZM244 98V97H243ZM254 98H256L255 96H254ZM259 98V99H260ZM134 99V98H133ZM179 99V98H178ZM211 99V98H210ZM209 99V101H211L212 102V100H210ZM252 99V98H251ZM258 99V100H259ZM27 100V99H26ZM79 100V99H78ZM83 100H85V99H83ZM184 100V99H183ZM204 98H203V101L201 102V103H203L204 102ZM222 100H224V99H222ZM249 100V99H248ZM257 100V99H256ZM255 100V101H256ZM261 100V99H260ZM262 100H264V99H262ZM28 101H29V99H28ZM33 101V100H32ZM40 101V102H41ZM128 101H129V99H128ZM194 101V102H193ZM213 101H214V99H213ZM218 101V100H217ZM225 101V100H224ZM245 101V100H244ZM252 100H250V102H251ZM3 102L4 101H2V100H0V108L1 107H3ZM44 102H46V101H44ZM81 102V101H80ZM215 102V101H214ZM228 102V101H227ZM254 102V101H253ZM28 102L27 101H23V100H21L20 98H15V100H14V102L11 104V103H9L8 104V108L10 107V106H16L18 109H19V112H20V115L18 116V117H20L21 116V118H22V120L20 119V121H17V120H12V119H9V114L8 115H3L4 117H2L1 118V121H0V147L1 148H3L2 150H3V154H2V156L5 154L7 157L6 158H8V159H10L9 157H11V159H13L12 157L13 156H16V158H17V154H18V152H17V150H19V149H17V145L15 146L14 144H12L13 143V141H15L16 139H17V137H19L20 138V143H19V146H21V147H18V148H21L22 149V147H23V144L24 143H26V142H33L34 144L35 143H39L40 141H43L44 143L46 142L47 144H44V145H42L41 143H39V147H37L36 146V144H35V146L37 147H34V148H36V151L34 150V151H30V152H32L31 154H32V156L31 157H37L38 156V158L40 157V158H44V162L42 163V161L40 162V163H42V165H39V166H37V162H36V166H37V168H38V170H34L35 168H34V166H35V164H34V166H32L33 164H31V166L33 167V171H37V173H38V171L39 170H42V171H46L47 169H46V165L45 164H47V161L48 160H50L51 159V157L49 156L48 157V155H49V153H48V155H47V153L46 152H49V151H47L48 149H50V148H56V150L57 149H59V150H57L58 152H63L62 150H60V149H63V148H65V147H69V146H67V144L69 143L68 141H69V138H68V141H64V139H61V142H59L58 141V137H57V135H56V132L55 131H48L47 129L46 130H44V128H45V126H44V128L42 127V125H43V123L41 122L40 124H42V125H39V120H41V118L40 119H38L35 115H32V116H29V115H26L27 114V112H26V109L27 108H25V105L27 104ZM49 103H53V102H49ZM82 103V102H81ZM125 103H127L126 105L127 106H125L124 107V105H125ZM137 103H134V104H137ZM194 103V104H193ZM195 103H197L196 104V106H193V105H195ZM216 104L218 103V102H215ZM261 103H262V101H261ZM260 103V104H261ZM41 104H42V102H41ZM54 104V103H53ZM133 104V105H134ZM205 104H206V102H205ZM209 104H213V103H209ZM225 104H227V103H225ZM55 105V106H56ZM69 105H71L69 108H70V111L73 113V117H75L77 114H80V118L78 117V118H76L75 117V119L74 118H72V120L70 121L69 119L67 120V118H64L65 119V121H63L62 120V118L64 117V115H66L67 117L69 116L70 117V115L69 114H71L70 113V111H68L67 109V106H69ZM228 105V104H227ZM241 105V104H240ZM251 105V104H250ZM255 102H254V107H255ZM50 106V105H49ZM72 106H73V108H72ZM201 106H203L204 107V103L201 105ZM206 106V105H205ZM212 106V105H211ZM218 106V105H217ZM217 106H215V107H217ZM223 106V105H222ZM257 106V105H256ZM263 106V105H262ZM27 107V106H26ZM82 107V108H83ZM136 107V108H135ZM197 107H196V109H197ZM207 107H208V105H207ZM224 107H225V105H224ZM253 107V106H252ZM6 108V107H5ZM4 108V109H5ZM56 108V107H55ZM54 108V109H55ZM133 108H135V109H133ZM198 108H200V105H199V107ZM202 108V107H201ZM200 108V110H202V109H204V108H202L201 109ZM213 108V107H212ZM219 108V107H218ZM221 108V107H220ZM228 108V107H227ZM248 108V107H247ZM255 108H257V107H255ZM258 108H259V106H258ZM3 109V108H2ZM72 109V110H71ZM206 109V108H205ZM233 109V108H232ZM249 109V108H248ZM62 110H64V111H62ZM69 112V113H67V111ZM86 110V109H85ZM199 110V111H200ZM208 110V109H207ZM224 110V109H223ZM81 111V112H80ZM214 111V110H213ZM252 111V110H251ZM257 111V110H256ZM262 111V110H261ZM264 111V110H263ZM51 112V111H50ZM64 112H66L67 114H65L64 113V115H62ZM151 112H153V118H152V116H148V122L150 123L151 121H152V123H150V126L152 127V129L153 130H151V131H149V130H146L147 128H151V127H149L148 125H149V123H148V125L147 124H144L143 126H148V127H146V129L144 128V129H142V131H143V133H142V131L141 130H138V128H140V127H138L137 129H136V127L138 126V123L140 122V120H142V118H143V120L145 119V121H147V119L146 118H144V117H142L143 115H145V117H146V115H149V113L150 114H152ZM196 112V111H195ZM197 112H198V110H197ZM201 112V111H200ZM202 112H204V111H202ZM202 112H201V114H202ZM209 112V111H208ZM212 112V111H211ZM210 112V113H211ZM221 112V111H220ZM230 112V111H229ZM232 112V111H231ZM215 113H216V111H215ZM225 113V112H224ZM53 114V113H52ZM51 114V115H52ZM84 114V113H83ZM140 114H142V116L140 115ZM197 114H200V113H197ZM200 114V115H201ZM204 114H205V112H204ZM209 114V113H208ZM212 114V113H211ZM211 114H209V115H211ZM221 114V113H220ZM232 114V113H231ZM234 114V113H233ZM232 114V115H233ZM14 115V114H13ZM18 115V114H17ZM16 115V116H17ZM55 115V114H54ZM85 115H86V112H85ZM85 115H82V117L84 116L85 117ZM141 116V118H140V116ZM194 115H196V114H194ZM203 115V114H202ZM216 115V114H215ZM223 115V114H222ZM228 115V114H227ZM236 115V114H235ZM234 115V116H235ZM15 116V115H14ZM50 116V115H49ZM206 116V115H205ZM213 116V115H212ZM230 116V115H229ZM25 119H24V118ZM40 117V116H39ZM89 117H86L87 119H89ZM200 117V116H199ZM202 117V116H201ZM200 117V122H203V124H205L207 121H206V119H205V117L202 119ZM210 117V116H209ZM223 117V116H222ZM226 117V116H225ZM231 117V116H230ZM230 117H228V118H230ZM14 118V117H13ZM49 118V117H48ZM70 118V119H71ZM216 118H218L219 119V115H218V117H217V115H216ZM227 118V117H226ZM225 118V120L227 121L228 119H226ZM234 118H236V116L234 117ZM15 119V118H14ZM16 119H17V117H16ZM79 119H80V121H79ZM85 119V118H84ZM86 119V120H87ZM154 119V120H153ZM194 119V118H193ZM199 119V118H198ZM197 119V120H198ZM204 119H205V121H204ZM211 119V118H210ZM213 119V118H212ZM215 119V118H214ZM213 119V120H214ZM223 119V118H222ZM231 119V118H230ZM229 119V120H230ZM264 119V118H263ZM45 120V119H44ZM67 120V121H66ZM213 120H212V122H213ZM220 120H221V118H220ZM225 120H223V121H225ZM232 120H233V117H232ZM245 120V119H244ZM261 120H262V117H261ZM32 121H34L35 122V126H32ZM42 121H43V119H42ZM145 121H143V122H145ZM153 121L156 123V124H153ZM219 121V120H218ZM222 121V122H223ZM249 121V120H248ZM257 121V120H256ZM256 121H254V122H256ZM45 122V121H44ZM47 122H49L48 121V119H47ZM47 122H45V123H47ZM79 122L81 123V124H79ZM82 122H84V121H82ZM142 122V121H141ZM140 122V123H141ZM192 122H193V124H192ZM217 122V121H216ZM228 122V121H227ZM251 122V121H250ZM254 122H253V125H254ZM263 122H264V120H262V124H263ZM44 123V124H45ZM218 123V122H217ZM216 123V124H217ZM31 124V125H30ZM34 124V123H33ZM48 124V123H47ZM48 124V125H49ZM143 124V123H142ZM154 126H153V125ZM197 124V123H196ZM201 124V123H200ZM210 124H211V122H210ZM210 124H208V125H210ZM213 124V123H212ZM211 124V125H212ZM215 124V125H216ZM224 124V123H223ZM226 124V123H225ZM252 124V123H251ZM258 124H259V122H258ZM206 125H207V123H206ZM210 125V126H211ZM54 126L51 128V130H54L55 128H54ZM139 126H141L140 124H139ZM143 126H142V128H143ZM200 126H204V125H200ZM219 126H220V123H219ZM223 126V125H222ZM260 126V125H259ZM205 127V126H204ZM203 127V128H204ZM207 127V126H206ZM209 127V126H208ZM214 127H216V126H214ZM213 127V128H214ZM59 128H58V130H59ZM190 128V129H189ZM223 128V127H222ZM243 128H244V126H243ZM264 128V127H263ZM137 130V131H135V133H137L138 131H140V132H138L139 134H137V135H135L134 134V136H133V133H134V130ZM194 129V128H193ZM192 129V132L194 131L195 132V130H193ZM219 129V128H218ZM75 130V131H76ZM82 131H83V129H81ZM145 130V131H144ZM264 130V129H263ZM68 131V130H67ZM165 131V132H164ZM202 131V130H201ZM200 131V132H201ZM219 131V130H218ZM60 132H63V130L62 131H60ZM68 132H70V131H68ZM67 132V133H68ZM80 131H78V134H82L83 135V133L81 132V133H79ZM76 133V132H75ZM74 133V134H75ZM127 135V137H129V136H131L130 137V139H125V134ZM60 134V133H59ZM72 134H73V132H72ZM182 134V136H180ZM187 134H188V132H187ZM191 135H192V133H190ZM260 134H261V132H260ZM129 135V136H128ZM189 135V134H188ZM188 135H186V136H188ZM190 135V136H191ZM263 135V134H262ZM59 136H61V135H59ZM83 136H85V135H83ZM71 137V136H70ZM158 137H160V136H158ZM164 137V136H163ZM262 137V136H261ZM74 138H72V139H74ZM86 138V139H87ZM180 139V140H178V139ZM184 138H186V137H182V140H184ZM71 139V138H70ZM71 139V140H72ZM92 139H94V140H92ZM159 139H161V138H157L156 139V141H159V143H161L162 144V140H159ZM187 140H188V138H186ZM185 139V140H186ZM190 139V138H189ZM70 140V141H71ZM76 140V139H75ZM147 140V139H146ZM149 140V139H148ZM171 140V141H170ZM178 140V141H177ZM73 141V140H72ZM93 141V142H92ZM78 142V141H77ZM181 142V141H180ZM184 142V141H183ZM182 142V143H183ZM186 142H189V140L188 141H186ZM15 143V142H14ZM73 143V142H72ZM156 143H158V142H156ZM158 143V144H159ZM238 143V142H237ZM236 143V144H237ZM12 144V145H11ZM27 144V143H26ZM26 144H24V145H26ZM41 144V145H40ZM71 144V143H70ZM70 144H68V145H70ZM74 144H75V141H74ZM75 144V146H77ZM105 145L104 147H105V149L104 150H102V148H104V147H102L103 145ZM157 144V145H158ZM173 144H175V143H173ZM11 145V146H10ZM30 145V144H29ZM157 145H156V147H157ZM160 145V144H159ZM238 145H240V143L238 144ZM237 145V146H238ZM8 146L11 148L12 146L15 148L16 147V151L14 150V148L12 147V149H9L8 148ZM31 146H33V145H31ZM74 146V145H73ZM150 146V145H149ZM161 146V145H160ZM102 147V148H101ZM155 147V146H154ZM153 147V148H154ZM156 147H155V149H156ZM162 147H164V148H162V150L163 149H165V146L163 145ZM185 147V146H184ZM243 147H245V145L243 146ZM0 148V149H1ZM26 148V147H25ZM29 148H30V146H29ZM31 148H33V147H31ZM33 148V149H34ZM152 148V147H151ZM152 148V149H153ZM158 148V147H157ZM69 149V148H68ZM73 149H74V151L76 150L74 147H73ZM149 149V148H148ZM154 149V150H155ZM159 149V148H158ZM172 149V148H171ZM234 149H236V148H234ZM238 149H239V147H238ZM245 148H243V150H244ZM26 150V149H25ZM28 150V149H27ZM29 150H31V149H29ZM28 150V151H29ZM64 150V149H63ZM165 150H167V147H166V149ZM164 150V151H165ZM246 150V149H245ZM262 150V149H261ZM15 151V152H14ZM24 151V150H23ZM28 151H26V152H28ZM52 152H53V150H51ZM65 151V150H64ZM160 151V150H159ZM168 151V150H167ZM174 151V150H173ZM172 150H171V152H173ZM177 151V150H176ZM181 151V150H180ZM239 151V150H238ZM242 151V150H241ZM247 151V150H246ZM245 151V152H246ZM17 152V153H16ZM154 152V151H153ZM168 152H170V151H168ZM170 152V153H171ZM175 152V151H174ZM1 153H2V151H1ZM19 153H20V151H19ZM24 154L23 155H26V153L25 152H23ZM29 153V152H28ZM56 153L57 152H54V154L55 155H53V153L51 154L52 155V158H55V157H57V158H55V159H57V160H55V162L53 161L52 163H53V165L51 166L50 164V166H49V169H51L50 171H52L53 172V174L54 173H56L57 171H61V169L64 167L63 166V161L62 160H65V159H60L59 158V156H61L62 155V153H61V155H59V154H57L56 155ZM68 153V152H67ZM133 153V154H132ZM165 153V152H164ZM30 154V155H31ZM44 156H43V155ZM75 154H78V153H75ZM74 154V155H75ZM139 154H136V157H135V155H134V158H136L137 160H139V158H137V155H139ZM5 155H4V157H5ZM19 155V154H18ZM22 155V154H21ZM59 155V156H58ZM66 155V154H65ZM143 155H144V153H143ZM143 155H139L138 157H140L141 158V156H143ZM147 155V154H146ZM172 155V154H171ZM168 155V157H167V155L165 156L166 158H168L169 160H165V161H170L171 160V158H172V156H174V155ZM175 155H176V153H175ZM1 156V157H2ZM27 156H29V154L27 155ZM55 156V157H54ZM80 158H81V156L80 155H78ZM118 156V155H117ZM122 156V155H121ZM127 156H129V157H127ZM145 156V155H144ZM171 156V157H170ZM187 156V155H186ZM62 157V156H61ZM70 156L69 155H67V158H69ZM118 157V158H119ZM155 157V156H154ZM164 157V158H165ZM175 157V156H174ZM3 158V157H2ZM15 158V159H16ZM50 158V159H49ZM59 158V159H58ZM63 158V157H62ZM65 158V157H64ZM76 158V157H75ZM79 158V159H80ZM88 158V159H89ZM122 158H124V157H122ZM122 158H120L119 159V161H122L121 159ZM126 158H124V160L126 159ZM143 158H146V157H143ZM143 158H142V160H143ZM151 158V157H150ZM158 158V157H157ZM163 158V159H164ZM165 158V159H166ZM176 158H178L177 156H176ZM20 157H19V161H20ZM37 159V158H36ZM73 159V158H72ZM89 159V161L91 162V160ZM114 159V158H113ZM132 159H133V157H132ZM17 160V159H16ZM23 160V159H22ZM21 160V161H22ZM26 159H24L23 160V162H22V164H23V166H22V164H21V162L19 163V164H21L20 166H22L23 167V169H24V167H26V166H24V165H26V163L24 162ZM29 160H31V159H29ZM81 161H82V159H80ZM79 160V161H80ZM84 160H85V157H84ZM127 160V159H126ZM130 160V159H129ZM134 160V159H133ZM159 160V159H158ZM178 160V159H177ZM177 160H175V162L177 161ZM186 160V159H185ZM188 161L190 160V159H187ZM10 161V160H9ZM12 161V160H11ZM35 161V160H34ZM51 161V160H50ZM49 161V162H50ZM66 161V160H65ZM69 161V160H68ZM89 161L88 160H86V162L85 163H87L88 162V166L89 165H91V163H89ZM113 161V160H112ZM146 163H148V159L147 160H144ZM162 161V160H161ZM160 161V162H161ZM184 161V160H183ZM1 162V161H0ZM13 162H16V161H13ZM95 162V164H96V166H98L97 165V163ZM108 162V161H107ZM123 162V161H122ZM122 162H121V164H122ZM125 162H127V161H124V163L123 164H125V166H123V165H118V164H120V162L117 164L118 166H115V167H113V163L114 162H112V163H109L108 162V164H107V166H106V162H105V166H106V169L107 170H105V168H104V166H103V168H104V170H103V168H98L97 170H103L104 171V173H105V171H107V175H108V178L112 175V174H114V173H117V174H121V175H124V176H122V177H125L122 181H123V183L121 184V183H119L121 180L120 179H118L117 180V174H116V176H114V175H112V176H114V177H112V179H115V181L117 180L118 181V185L119 186H123V188L126 186L127 187V185L128 184H132L135 188L137 187V189H138V187L140 188V189H142V188H144L143 190H144V192H145V190H149L148 191V193H146L147 195L146 196H148L149 194L151 195V193L155 190V189H159V188H157V187H155V186H157V185H160V183H162V184H165V186H166V188L169 186L170 188H172V185L174 184L173 183V181L174 182H176V186H175V188L177 187V180H183L182 178H184V176H182V175H184L185 173L184 172H182L181 174H179V175H181L182 177H180V176H178L179 178H181V179H179L178 177V179L175 181V180H173V181H171V182H167V180L165 179V178H170L169 177V172H168V170L166 171V172H163V170H161V171H159V169L162 167H160V168H158V170H156V169H154V168H156V167H154L155 165L153 164V162L154 161H152V160H150L149 161V163L148 164H150L148 167H147V164L145 165V164H143V165H145V166H141L142 165V163H143V161H140L139 163H136V164H141V165H139V167H135V166H138V165H134L133 163V165H134V167H131V165H130V167L129 166H127L126 167V163ZM129 162V161H128ZM127 162V163H128ZM136 162V161H135ZM150 162H152V163H150ZM174 162V163H175ZM177 162H180V161H177ZM238 162V161H237ZM2 163V162H1ZM25 163V164H24ZM28 163V162H27ZM69 163V162H68ZM73 163H74V161H73ZM156 163V162H155ZM158 163V162H157ZM168 163V165L170 164L169 162H167ZM184 163H186L185 161H184ZM233 163V162H232ZM11 164V163H10ZM15 164H17V163H15ZM18 164V165H19ZM70 164V163H69ZM109 164H112V165H109ZM151 164H152V166H151ZM177 163H175V165H176ZM30 165V164H29ZM72 165H74V164H72ZM79 165V164H78ZM94 165V164H93ZM93 165H91V166H93ZM110 166V168L111 167H113V168H111V170H110V173H111V171H112V173H111V175L110 174H108V170H109V166ZM128 165V164H127ZM132 165V166H133ZM154 165V166H153ZM171 166H172V163L170 164ZM169 165V166H170ZM8 166V165H7ZM16 166V165H15ZM27 166H28V164H27ZM65 166H66V163H65ZM69 166V165H68ZM67 166V167H68ZM141 166V167H140ZM188 166H189V164H188ZM12 167H13V165H12ZM17 168L19 167V166H16ZM16 167H14V169L16 168ZM51 167V168H50ZM83 167H85V168H87L86 166H83ZM90 167V166H89ZM99 167V166H98ZM153 167V168H152ZM166 167V166H165ZM173 168H174V164H173V166H172ZM172 167H170L171 169H172ZM182 166L180 165V168H181ZM6 169H7V167H5ZM8 168H9V166H8ZM10 168H11V166H10ZM26 168H28V167H26ZM36 168V169H37ZM47 168H48V166H47ZM65 168V167H64ZM85 168H83V169H85ZM95 168V167H94ZM97 168V167H96ZM95 168V169H96ZM169 168V169H170ZM176 168V167H175ZM183 168H185L184 166H183ZM23 169H22V171H23ZM31 169V168H30ZM82 169V170H83ZM88 169V168H87ZM87 169H85V170H83V172H81V173H83L84 174V172L85 171H89V170H87ZM90 169H92V170H90L89 171V173H91V174H86V172H85V178L86 179H89V180H98L99 179V176H100V174L101 173H103L102 171H101V173H100V171H98L97 172V170H96V173H94V171L93 170H95V169H93L92 167L90 168ZM164 169V168H163ZM166 169V168H165ZM168 169V168H167ZM177 169V168H176ZM176 169H173V170H175V172L179 169V167H178V169L176 170ZM8 170V169H7ZM15 170H17V169H15ZM27 170V169H26ZM29 170V169H28ZM68 170V169H67ZM66 170V171H67ZM81 170V171H82ZM184 169H180L178 172H181V171H183ZM186 170V169H185ZM184 170V171H185ZM12 171H13V169H12ZM11 171V172H12ZM19 170H17V172H18ZM24 171H25V169H24ZM42 171H40V172H42ZM44 171V172H45ZM49 171V170H48ZM65 171V170H64ZM63 171V172H64ZM70 170H68V172H69ZM165 171V170H164ZM171 171V173L173 172L172 170H170ZM189 171V170H188ZM0 172H1V170H0ZM6 172V171H5ZM17 172H15V173H17ZM27 172V171H26ZM44 172H43V174H44ZM47 172V171H46ZM45 172V173H46ZM62 172V171H61ZM186 172H187V170H186ZM190 172V171H189ZM8 173V172H7ZM21 173V172H20ZM23 173V172H22ZM25 173V172H24ZM31 173V172H30ZM32 173H34V172H32ZM72 173V172H71ZM80 173V172H79ZM103 173V175H105ZM177 173V172H176ZM1 174V173H0ZM27 173H25V174H23L24 175V177H26L27 175H26ZM41 174V173H40ZM58 174H60V173H58ZM65 174H67V173H65ZM97 174H99V176L97 175ZM175 175V173H172V175ZM194 174V173H193ZM6 175V174H5ZM5 175H2V176H5ZM12 175H13V173H12ZM15 175V174H14ZM23 175H22V177H23ZM26 175V176H25ZM31 175V174H30ZM48 175H52V174H48ZM48 175H46V176H48ZM63 176H64V174H62ZM82 175V174H81ZM102 175V176H103ZM107 175H106V177H105V179H107ZM110 175V176H109ZM189 176H190V174H188ZM192 175V174H191ZM59 176H61V175H59ZM67 176V175H66ZM66 176H64V177H66ZM87 176V177H86ZM101 176V177H102ZM120 176V175H119ZM176 176V175H175ZM185 176H186V179L188 180L189 179V176H187V174H185ZM201 176H203V175H201ZM258 176V175H257ZM10 177V176H9ZM33 177H35V176H33ZM38 177H39V174H38ZM44 177V176H43ZM51 177V176H50ZM53 178H54V175L52 176ZM56 177V176H55ZM62 177V176H61ZM68 177V176H67ZM172 177V176H171ZM188 177V178H187ZM191 177H193V176H191ZM195 177V176H194ZM199 177V176H198ZM27 178V177H26ZM30 178V177H29ZM36 178V177H35ZM58 178V177H57ZM84 178V179H85ZM119 178H121V177H119ZM167 178V179H168ZM176 178V177H175ZM174 178V179H175ZM204 178V177H203ZM5 180H6V176H5V178H4ZM4 179H0L1 180V183H2V180H4ZM31 179H32V177H31ZM34 179V178H33ZM45 179H46V177H45ZM45 179H43V182H44V180ZM48 179V178H47ZM51 179V178H50ZM59 179V178H58ZM63 179V178H62ZM104 179V181H107V180H105ZM111 179V178H110ZM109 179V180H110ZM173 178H171L170 180H172ZM191 179V178H190ZM8 176H7V182H8ZM12 180H14L13 178H12ZM35 180V179H34ZM40 180V179H39ZM64 180V179H63ZM63 180L61 181V182H59V183H63ZM101 180V179H100ZM102 180H103V177H102ZM165 180H166V182H165ZM195 180V179H194ZM10 182H11V180H9ZM57 181V180H56ZM65 181V180H64ZM111 181V183H113V184H111V185H114L115 183V181L114 180H110ZM112 181H114V182H112ZM169 181V180H168ZM6 182V183H7ZM17 182V181H16ZM29 182H30V180H29ZM33 182V181H32ZM42 182V183H43ZM48 182V181H47ZM96 182V181H95ZM98 182H100V181H98ZM107 182H109V181H107ZM181 182V181H180ZM192 182H195V181H190V183H192ZM258 182V181H257ZM0 183V184H1ZM6 183H4L3 185H5ZM12 183H14V182H12ZM11 183V184H12ZM36 183H38V182H36ZM45 183V182H44ZM66 183V182H65ZM68 183V182H67ZM79 183V182H78ZM101 183V182H100ZM103 183V182H102ZM110 183V182H109ZM127 184V185H125V184ZM170 183V184H169ZM173 183V184H172ZM7 184H9V182L7 183ZM23 184V183H22ZM22 184H20V185H22ZM26 184V183H25ZM34 184H35V181H34ZM70 184V183H69ZM73 184V187H74V183H72ZM96 184H98L97 182H96ZM95 184V185H96ZM107 184V183H106ZM121 184V185H120ZM185 184H187L186 182L183 184L184 186H182V188L184 189V187H186V185ZM14 185H19L18 184V182L17 183H15ZM13 185V187H15ZM29 185H31L30 183H29ZM38 185V184H37ZM48 185V184H47ZM50 186L52 185V188H53V186L54 187H57V186H59L60 184H56V186H55V184L53 183H50L49 184ZM48 185V186H49ZM76 185H78V184H76ZM94 185V184H93ZM108 185V184H107ZM106 185V186H107ZM116 185H117V182H116ZM115 185V186H116ZM117 185V186H118ZM132 185H130L131 187V189H133V186ZM179 185H182V184H179ZM6 186V185H5ZM3 186V188H8L9 187V185L8 186ZM28 186V185H27ZM34 186V185H33ZM45 186V185H44ZM62 186H63V184H62ZM62 186H59V187H62ZM65 186V188L67 187L66 185H64ZM92 186V185H91ZM117 186H116V188H117ZM161 186V185H160ZM165 186H163V187H165ZM188 186H190V185H188ZM187 186V187H188ZM2 186L0 185V188H1ZM19 187V186H18ZM17 187V188H18ZM20 187H22V186H20ZM23 187H24V185H23ZM25 187H26V185H25ZM38 187V186H37ZM89 187V186H88ZM93 187V186H92ZM91 187V188H92ZM105 187V186H104ZM114 187V186H113ZM155 187V189H153ZM168 187V188H169ZM181 187V186H180ZM10 188H11V186H10ZM30 188V187H29ZM36 188V187H35ZM46 188H47V186H46ZM45 188V189H46ZM51 187L49 188V189H52ZM58 188V187H57ZM56 188V189H57ZM62 188H64V187H62ZM115 188V187H114ZM119 188V187H118ZM121 189H122V187H120ZM135 188H134V193H135ZM153 189V191L152 192H150V190H152ZM174 188V187H173ZM174 188V189H175ZM200 188V187H199ZM13 189V188H12ZM31 189V188H30ZM40 190H41V188H39ZM59 189V188H58ZM67 189V188H66ZM65 189V190H66ZM69 189V188H68ZM68 189H67V191H68ZM76 189V188H75ZM74 189V190H75ZM81 189V188H80ZM79 189V190H80ZM96 189V188H95ZM128 189V188H127ZM178 189H181V188H179L178 187ZM0 190H2V189H0ZM11 190V189H10ZM23 190H25V189H23ZM28 190V189H27ZM26 190V191H27ZM38 190V189H37ZM55 190V189H54ZM63 190V189H62ZM70 190V189H69ZM79 190H78V194L80 193L79 192ZM115 190V189H114ZM130 190V189H129ZM157 190H155V191H157ZM159 190H161V188L159 189ZM166 190V189H165ZM164 190V192H166ZM168 191L170 190V189H167ZM197 190V189H196ZM2 191H4V189L2 190ZM1 191V192H2ZM11 191H13V190H11ZM14 191H16L15 189H14ZM13 191V192H14ZM35 191V190H34ZM45 191V190H44ZM53 191V190H52ZM61 191V190H60ZM67 191H66V193H67ZM108 191V190H107ZM117 191L118 190H116V194H117ZM122 191V190H121ZM125 191V190H124ZM141 190H139V192H140ZM177 191V190H176ZM175 191V192H176ZM200 191V190H199ZM24 192V191H23ZM31 192V191H30ZM33 192V191H32ZM55 192V191H54ZM56 192H57V190H56ZM62 192V191H61ZM71 192V191H70ZM73 192V191H72ZM76 192H77V189H76ZM106 192V191H105ZM130 192H132V191H130ZM138 192V193H139ZM143 192V191H142ZM141 192V193H142ZM143 192V193H144ZM147 192V191H146ZM170 192H173V190L171 191L170 190ZM182 192V191H181ZM4 194H6V191H4L3 192ZM22 193V192H21ZM20 193V194H21ZM27 193V192H26ZM33 193H37V191L36 192H33ZM41 194V196L43 195L42 194V192L40 191V192H38L37 194ZM45 193V192H44ZM51 193V192H50ZM58 193V192H57ZM65 193V192H64ZM81 193H83V191H82V189H81ZM142 193V194H143ZM154 193V192H153ZM160 193H162L161 191H160ZM159 193V194H160ZM167 194H169V192H166ZM165 193V194H166ZM174 193V192H173ZM173 193H170L171 195H172V197H173ZM180 192L178 191V194H179ZM196 193V192H195ZM198 193V192H197ZM202 193V192H201ZM14 194H15V192H14ZM19 194V195H20ZM25 194V193H24ZM29 194V193H28ZM39 194V195H40ZM46 194H48V195H50L49 194V192L48 193H45V195ZM56 194V193H55ZM55 194L53 195V193L51 194L52 195V197L54 196L55 197ZM62 194V193H61ZM74 194V193H73ZM77 194V193H76ZM112 194V193H111ZM113 194H115V191L113 192ZM121 194V193H120ZM125 194V193H124ZM131 194V193H130ZM133 194V193H132ZM137 194V193H136ZM142 194H138V195H142ZM157 194H158V192H157ZM166 194V195H167ZM169 194V195H170ZM177 194V193H176ZM182 194V193H181ZM184 194V193H183ZM191 194V193H190ZM193 194V193H192ZM191 194V195H192ZM205 194V193H204ZM16 195V194H15ZM14 195V196H15ZM17 195H18V192H17ZM16 195V196H17ZM23 195V194H22ZM31 195V194H30ZM45 195H43V196H45ZM47 195V197L48 198H50V196H48ZM57 195V194H56ZM60 195V194H59ZM67 195H68V193H67ZM80 195V194H79ZM79 195H77L80 199H81V197L79 196ZM85 195V194H84ZM84 195L82 196V197H84ZM96 195V194H95ZM94 195V196H95ZM155 195H156V193H155ZM168 195V196H169ZM194 195V194H193ZM197 195H199V194H197ZM21 196V195H20ZM28 195H24V197H23V201H24V198L25 197H27ZM76 196V197H77ZM93 196V195H92ZM97 196V195H96ZM133 196V195H132ZM143 196H145V194L143 195ZM157 196V195H156ZM159 196V195H158ZM168 196H166V197H168ZM175 196V195H174ZM177 196V195H176ZM176 196L175 197H173V199H176ZM181 196V195H180ZM179 196V197H180ZM196 196V195H195ZM204 197H205V195H203ZM2 197V196H1ZM4 197H7V196H4ZM35 197V196H34ZM52 197L50 198V200L52 199ZM54 197H53V200L54 201H48V200H46V199H42V200H37V203H41V204H43V202L45 203L44 205H45V207H47V205H49V207L50 208H56V207H58V206H60V203H62V202H59V200H55L54 199ZM58 199H59V197L58 196H56ZM112 197H113V195H112ZM117 197H119V196H116L115 198H117ZM121 197V196H120ZM129 197H131V196H129ZM138 197V196H137ZM142 197V196H141ZM151 197H153V196H151ZM166 197L164 198V200L165 201H163V199H161L162 200V204L164 203V202H166V200L168 199H166ZM172 197H170V198H172ZM10 198V197H9ZM18 198V197H17ZM27 198H29V197H27ZM26 198V199H27ZM61 198H62V196H61ZM63 198H65V196L63 197ZM67 198V197H66ZM70 198V197H69ZM72 198H75V196L73 197V195H72ZM77 199V200H79L80 201V199ZM86 198V197H85ZM90 198H92V197H90ZM97 198V197H96ZM155 198H158V197H155ZM155 198L153 197V199L155 200ZM181 198V197H180ZM3 199V198H2ZM25 199V200H26ZM76 199V198H75ZM87 199V198H86ZM98 199H100V198H98ZM138 199H141V198H138ZM150 199V198H149ZM149 199H145V200H147V201H145V203H147V204H149L148 202V200ZM4 200V199H3ZM11 200H15V199H11ZM19 200V199H18ZM62 200V199H61ZM95 200V198L93 199V201ZM102 200V199H101ZM133 200H134V198H133ZM132 200V201H133ZM136 200H137V198H136ZM135 200V201H136ZM153 200V201H154ZM157 200V199H156ZM160 199H159V201L158 202H160L161 201ZM170 200H172V199H170ZM180 201H181V199H179ZM179 200H176V205L178 204L177 203V201H179ZM21 201V200H20ZM30 201V200H29ZM32 201H34V200H32ZM36 201V200H35ZM42 201V202H41ZM66 202H68V199L67 200H65ZM70 201V200H69ZM74 201V200H73ZM84 201V200H83ZM129 201H131V200H129ZM142 202H143V200H141ZM152 200L150 199V202H151ZM175 201V200H174ZM179 201V202H180ZM202 201V200H201ZM8 202V201H7ZM14 202L15 201H13V204H14ZM19 202V201H18ZM25 202V201H24ZM27 202V201H26ZM64 202V201H63ZM78 202V201H77ZM81 202V201H80ZM86 202H88L87 204H84V205H86V206H88V208H84V207H86V206H82L81 207V204H74V202L72 203L73 204V206L74 205H78L79 207H81L80 209H81V211L79 210V208H78V211H80V212H78L77 211V209L76 210H74V208H75V206L73 207L72 206V208H73V210L74 211H77L78 212V217L80 216V214H81V212L83 213L84 211V216H83V214H81V216L80 217H85L86 215L88 216L87 217V220H92V219H90V217L89 216H91V217H94L95 219H93L92 220V222L91 221H89L91 224H89L88 226H86V227H84V225H83V227H79L78 229H74L73 230V232H74V234L76 235V237H79L78 239H80V238H85V240H86V245L88 246V248H89V252L90 253H92V254H94V252H96V251H99V252H102V251H104L105 253H106V255H107V258H108V260H109V262L108 263H105V264H229V262L231 261L232 262V260H234L235 261V259H234V257H233V259H228V257H227V259H225L224 257H226V255L224 256V257H222L223 256V254H225V252H229V251H233V249L234 248H236V246H235V243H233L232 241L231 242H228L227 241V239L225 238V240H224V238L223 237H225L222 233L224 232V231H222V233L221 232H217V230L218 231H221V230H219V229H217L216 230V232L215 233H209L208 232V229H210L208 226H211V225H208L207 224V222L206 223H201L200 224V222H201V219H197V220H199L200 222L198 223V224H196L195 223V225H194V223H193V219L195 218L196 219V216H199V215H201V216H204V215H202V214H204L205 212H204V210L202 211V210H198V209H196V208H192L191 207V209L188 211V210H186V211H188L186 214L188 215V216H184V214H182V217L184 216L185 218L183 219H174V221H172L171 219L169 220V218H167V221L165 222L166 224H164L163 222L161 223V221H163L164 219H166V218H161V221L160 222H158L159 220L158 219H156V220H158L157 222H156V220H154V219H149L150 217H148L147 215H146V213H145V215H142L141 216V218L139 217V221L137 222V223H133V221L130 219L129 220V218L127 219L126 218V221L125 220H123V218H118L119 216H120V214H119V216L117 217V215H116V217H114V216H112V215H108L107 217H106V215L109 213L108 212V209L106 210L107 211V214L104 216V210L106 209V208H103L104 207V205H102L101 203H104V202H97V203H100L102 206L101 207H99V206H97L96 204H94L95 206H97L98 208H100V209H96V207H93L94 205H92V206H90L91 205V203L93 204L94 202H92L91 201V203H90V201H88V200H86ZM85 202V203H86ZM106 202V201H105ZM138 202V201H137ZM137 202H135V203H137ZM154 202H156V201H154ZM168 202V201H167ZM2 203V202H1ZM10 203H11V201H10ZM9 203V204H10ZM28 203V202H27ZM27 203H26V205H27ZM36 203V202H35ZM71 203V202H70ZM76 203V202H75ZM90 203V204H89ZM96 203V202H95ZM134 203V204H135ZM139 203V202H138ZM161 203V202H160ZM174 202H172V204H173ZM186 203V202H185ZM188 203V202H187ZM194 203V202H193ZM8 204V203H7ZM22 204V203H21ZM40 204V205H41ZM47 204V205H46ZM63 204H65V203H63ZM62 204V205H63ZM107 204V203H106ZM125 204V203H124ZM133 204V206H132V210H133V207L134 206H137V205H134ZM143 204H144V202H143ZM172 204H171V208H172ZM174 204V205H175ZM181 204V203H180ZM179 204V205H180ZM206 204V203H205ZM29 205V204H28ZM28 205L26 206V208L28 207ZM31 205V204H30ZM34 205V204H33ZM33 205H31L32 206V208H34V207H36L35 205L33 206ZM44 205H42V206H44ZM126 205H128L127 203H126ZM139 205H140V203H139ZM161 205V204H160ZM165 205V204H164ZM186 205V204H185ZM191 205H192V203H191ZM190 205V206H191ZM200 205V204H199ZM13 205H10V207H12ZM31 206H30V208H31ZM39 206V205H38ZM77 206V207H78ZM131 206V205H130ZM144 206H146V204L144 205ZM151 206V205H150ZM157 206V205H156ZM161 206H163V205H161ZM166 206V205H165ZM184 205H182V207H183ZM187 206H189L188 204H187ZM195 206H197V205H195ZM194 206V207H195ZM201 206V205H200ZM199 206V208L200 209H204L203 208V206H201L200 207ZM14 207H15V205H14ZM22 208L21 209H23V205L21 206ZM45 207H43L44 208V210H45ZM89 207H93V211H91V209H89ZM107 207V206H106ZM129 207V206H128ZM170 207V206H169ZM179 207V206H178ZM181 206H180V208H182ZM214 207V206H213ZM1 208V207H0ZM5 208H9L8 206L6 207L5 206ZM48 208V207H47ZM60 208V207H59ZM58 208V209H59ZM61 208H63V206H61ZM85 210H84V209ZM102 208V209H101ZM108 208V207H107ZM118 208V207H117ZM125 208H127V206L125 207ZM131 208V207H130ZM130 208H127V209H130ZM138 209H140V207L138 206L137 207ZM136 208V209H137ZM142 208H144V207H142ZM141 208V209H142ZM152 208H153V206H152ZM152 208H150V209H152ZM157 208H160V206L159 207H157ZM173 208H174V206H173ZM190 208V207H189ZM188 208V209H189ZM6 209V210H7ZM12 209H14V208H12ZM16 210H17V208H15ZM29 209V208H28ZM28 209H26V212H27V210ZM36 209V208H35ZM39 209H41L40 208V206H39ZM64 209V208H63ZM89 209V210H88ZM95 209V210H94ZM104 209V210H103ZM141 209H140V214L139 215H141ZM148 209V208H147ZM186 209V208H185ZM213 209V208H212ZM5 210V211H6ZM84 210V211H83ZM103 210V211H102ZM131 210V209H130ZM129 210V211H130ZM156 210V209H155ZM154 210V212L156 213V211H158V210H156L155 211ZM177 211H178V209H176ZM182 210H184V209H182ZM209 210V209H208ZM222 210V209H221ZM221 210L219 211V210H216L215 212L214 211H208V214L207 215H210L211 217H213V216H215V214H217L216 212H221ZM1 211H3V212H5L3 209L1 210ZM8 211H10V208L8 209ZM23 211V210H22ZM40 211H43V210H40ZM56 211H58V210H56ZM61 211H63V210H61ZM124 211V210H123ZM125 211H126V209H125ZM144 211H146V210H144ZM153 211V210H152ZM152 211H151V213H152ZM175 211V210H174ZM7 212V211H6ZM20 212V211H19ZM30 212V211H29ZM28 212V213H29ZM34 212V211H33ZM37 212V211H36ZM55 212V211H54ZM53 212V213H54ZM64 212H67L66 210L64 211ZM73 212V211H72ZM132 212H134V211H132ZM139 212V211H138ZM153 212V213H154ZM207 212V211H206ZM210 212V213H209ZM214 212V213H213ZM1 213V212H0ZM7 213H9V212H7ZM7 213H5V215L7 214ZM31 213H32V211H31ZM31 213H30V215H31ZM120 213H122V211L120 212ZM131 213V212H130ZM170 213V212H169ZM173 213V212H172ZM222 213V212H221ZM4 213H2V214H0L1 216L3 215ZM27 213H25L24 211L23 212H21V213H18V212H15V211H11L10 212V214H8V215H4L2 218L0 217V219H3V220H5V222L6 223H14L15 222V220L16 221H18L17 220V218L19 219V220H21V223H23V222H25L26 220H25V218H26V216H29V214L28 215H26ZM43 214H45L46 215V213H43ZM57 214H58V212H57ZM66 214V213H65ZM71 214H73V213H71ZM118 214V213H117ZM124 214V213H123ZM126 214V213H125ZM124 214V215H125ZM133 214V213H132ZM156 214H159V213H156ZM178 214V213H177ZM185 214V215H186ZM212 214H213V216H212ZM36 215V214H35ZM41 215V214H40ZM39 215V216H40ZM64 215V214H63ZM101 215H103V216H101ZM115 215V214H114ZM127 215V214H126ZM125 215V216H126ZM128 215H129V213H128ZM138 215V216H139ZM148 215H150V214H148ZM160 215V214H159ZM158 215V216H159ZM168 215V214H167ZM218 215H219V213H218ZM38 216V215H37ZM47 216V215H46ZM52 216H54V215H52ZM57 216V215H56ZM62 216V215H61ZM60 216V217H61ZM75 216H76V213H75ZM121 216H122V214H121ZM124 216V217H125ZM130 216V215H129ZM134 216V215H133ZM148 217V219H147V217ZM154 216V215H153ZM156 216V215H155ZM162 216H164V215H162ZM200 216V217H201ZM206 216V215H205ZM6 217V218H5ZM30 217H32V216H30ZM42 217V216H41ZM50 217V216H49ZM74 217V216H73ZM77 217V218H78ZM79 217V218H80ZM83 217H82V219H83ZM113 217V218H112ZM136 217V216H135ZM175 217H177V216H175ZM179 217V216H178ZM209 217V216H208ZM207 217V218H208ZM228 218L227 219H229V217H231V219H232V215H230V216H227ZM29 218V217H28ZM35 218V217H34ZM34 218H33V220H34ZM36 218H39V217H36ZM45 218V217H44ZM52 218V217H51ZM50 218V219H51ZM63 218V217H62ZM181 218V217H180ZM199 218V217H198ZM206 218V217H205ZM206 218V219H207ZM210 218V217H209ZM49 219V220H50ZM69 219V218H68ZM72 219V218H71ZM75 219V218H74ZM85 219V218H84ZM136 219H137V217H136ZM159 219H160V216H159ZM48 221V219L46 218L45 219V221ZM65 220V219H64ZM80 220V219H79ZM154 220V221H153ZM210 220H212L211 218H210ZM209 219H208V221H210ZM220 221H221V219H219ZM251 220V219H250ZM0 221H2V220H0ZM28 221V220H27ZM31 221V220H30ZM51 221V220H50ZM71 221V220H70ZM195 221V220H194ZM204 221H205V219H204ZM213 221V220H212ZM252 221V220H251ZM250 221V222H251ZM32 222V221H31ZM34 222V221H33ZM43 222V221H42ZM63 222V221H62ZM61 222V223H62ZM83 222V221H82ZM89 222H87V223H89ZM167 222H169V223H171V224H169V223H167ZM196 222H198V221H196ZM218 222V221H217ZM222 222H223V224H224V221L222 220ZM229 222H230V220H229ZM234 222H235V220H234ZM234 222H231L232 224H235ZM240 222V221H239ZM27 223V222H26ZM26 223H23V224H26ZM29 224H30V222H28ZM59 224H60V222H58ZM67 223V222H66ZM65 223V225L67 226L68 224H66ZM71 223H73V222H70V224ZM84 223V222H83ZM212 223V222H211ZM210 223V224H211ZM213 223H216V222H213ZM220 223V222H219ZM227 223V222H226ZM230 223V224H231ZM253 223V222H252ZM28 224V225H29ZM45 224V223H44ZM63 224H64V222H63ZM63 224H61V225H63ZM69 224V225H70ZM74 224V223H73ZM136 224V225H135ZM222 224V223H221ZM228 224V223H227ZM1 225V224H0ZM6 225V224H5ZM13 225V224H12ZM16 224H14L13 226H15ZM19 225V224H18ZM27 225V224H26ZM26 225H24V226H26ZM60 225V226H61ZM208 225V226H207ZM213 225V224H212ZM217 225V224H216ZM220 225V224H219ZM226 225V224H225ZM56 226V225H55ZM215 226V225H214ZM233 226V225H232ZM232 226H223L224 228H226V227H228V228H230L231 227V229H232ZM235 226V225H234ZM260 226H261V224H260ZM259 226V227H260ZM7 227V225L4 227L6 230H8L9 228H10V224H9V228L7 229L6 228ZM42 227V226H41ZM44 227H45V225H44ZM54 227V226H53ZM58 227H59V225H58ZM57 227V228H58ZM63 227V226H62ZM222 226L220 225V227H217V228H221ZM235 227H237V226H235ZM2 228V227H1ZM3 228V229H4ZM24 228H26V227H24ZM48 228V227H47ZM66 228V227H65ZM261 228V227H260ZM3 229H1V230H3ZM61 229V228H60ZM64 229V228H63ZM71 229V228H70ZM215 228L213 227V229L212 230H214ZM235 229V228H234ZM257 230H258V228H256ZM261 229H264V225H262V228ZM29 230V229H28ZM43 230V229H42ZM51 231L50 232H52V229H50ZM56 230V229H55ZM87 230H89V231H87ZM212 230L210 229L209 231H211L212 232ZM237 229H235L234 231H236ZM260 230V229H259ZM30 231V230H29ZM61 231V230H60ZM149 231H155V233L156 232H158V233H162V235L164 236H162L163 238H164V240L163 241H161L160 239L157 241V239L156 240H152V239H149V238H144L143 237V234L144 233H147V232H149ZM231 231V230H230ZM251 231V230H250ZM260 231H262V230H260ZM1 233H3L2 231H0ZM25 233V235H26V233L28 232H26V231H24ZM40 232H41V229H40ZM39 232V233H40ZM48 232V231H47ZM72 232V231H71ZM206 232H208V233H206ZM263 232V231H262ZM33 234V235H36L37 233H38V231H36V230H32V231H30L29 232V234ZM39 233L37 234V235H39ZM42 233V232H41ZM49 233V232H48ZM57 233V232H56ZM154 233V234H155ZM225 233V232H224ZM23 234V235H24ZM30 234V235H31ZM43 234H44V231H43ZM42 234V235H43ZM49 234H51V233H49ZM48 234V235H49ZM61 234V233H60ZM71 234V233H70ZM73 234V233H72ZM71 234V235H72ZM208 234V235H207ZM243 234V233H242ZM253 234V233H252ZM261 234V233H260ZM47 235V234H46ZM47 235V236H48ZM65 235V234H64ZM45 236V235H44ZM53 236V235H52ZM67 236V237H66ZM66 236H64V237H66V238H68V237H70V235H69V233H67V235ZM73 236V235H72ZM157 237L159 236L158 234L156 235ZM236 236V235H235ZM252 236V235H251ZM46 237V236H45ZM262 237V236H261ZM48 238V237H47ZM61 238V237H60ZM59 238V239H60ZM63 238V237H62ZM61 238V239H62ZM74 238V237H73ZM228 238V237H227ZM232 238H234V237H232ZM231 238V239H232ZM54 239V242H51V240L49 241V238H48V241H47V243H44L45 245H44V247H42L41 249H42V254H43V252L45 253L44 255H39L38 254V252H37V249H38V247H36L37 245L36 244H38L37 242H36V244L34 243V241L33 240H31V241H29V240H27V241H29V243H31L32 244V241H33V243L35 244V246L33 245V246H31L30 247V250H29V255H30V257H31V259H33L35 262H37L38 264L40 263V264H62L63 263V261L62 260H60L61 258L63 259V257L65 258V264H67V263H69L67 260V255H66V250H67V247L69 246V248L71 247V245H68L69 243H71V242H68L67 244H66V242H64L63 241V243H62V241H61V243L63 244L62 246L61 245H59V244H57L56 245V243H55V238H53ZM58 239V240H59ZM60 239V240H61ZM65 239V238H64ZM11 240H14L13 238L11 239ZM17 240V239H16ZM16 240H14L15 242H16V245L18 246V242L16 241ZM45 240H46V238H45ZM70 240V239H69ZM68 240V241H69ZM75 240H77V239H75ZM230 240V239H229ZM234 240H235V238H234ZM233 240V241H234ZM9 241L10 240H8V243H9ZM12 242V243H15V242ZM56 241H57V239H56ZM243 241V240H242ZM11 242V241H10ZM46 242V241H45ZM236 242V241H235ZM239 242V241H238ZM245 242V241H244ZM244 242H241V243H244ZM20 243V242H19ZM28 243V244H29ZM246 243V242H245ZM4 244V242H2V245ZM31 244H29V246L31 245ZM239 244V243H238ZM255 244H257V246H260L258 243H255ZM1 244H0V246H2ZM21 246H22V244H20ZM20 245H19V247H20ZM59 245V246H58ZM240 245V244H239ZM238 245V246H239ZM242 245V244H241ZM245 245H247V243L245 244ZM245 245H244V247H245ZM7 247H8V245H6ZM15 246V245H14ZM28 246V245H27ZM56 246H58V247H60L61 248V250H59V251H61L60 253H58V255H55V257H54V259H52V258H49V259H47L48 258V256H50V255H52L53 254V252H54V254H57V252H55V249H56ZM249 245H247L246 247H248ZM253 246V245H252ZM256 245H255V247H257ZM23 247V246H22ZM41 247V246H40ZM40 247H39V249H40ZM79 247V246H78ZM2 248H3V246H2ZM15 248V247H14ZM17 248V247H16ZM240 248V247H239ZM250 249L249 250H251V251H253L252 249H254V246H253V248H251V245H250V247H249ZM10 249L11 248H9V249H6V247H5V249L4 250H2L1 249V247H0V251L2 252L1 254H0V257H1V259H0V264L3 262V264H4V261L6 262L5 264H8L9 262H11V261H16V260H14L13 259V253H12V251L14 250H11L10 251ZM38 249V250H39ZM40 249V250H41ZM79 249V248H78ZM237 249V248H236ZM7 250V251H6ZM10 252H9V251ZM20 250V249H19ZM69 250V249H68ZM242 250H243V248H242ZM255 250V249H254ZM259 250V249H258ZM257 250V251H258ZM4 251V252H3ZM17 251V250H16ZM57 251V250H56ZM234 251H235V249H234ZM242 252V251H241ZM246 252H248V251H246ZM250 252V251H249ZM68 253V252H67ZM78 253V252H77ZM226 253V254H227ZM232 253V252H231ZM253 253V252H252ZM38 254V255H37ZM61 254V255H60ZM221 254H222V256H221ZM229 254V253H228ZM28 255V254H27ZM60 255V259H58L57 258V256H59ZM39 256V257H38ZM63 256V257H62ZM76 256V255H75ZM88 256V255H87ZM221 256V257H220ZM28 257V256H27ZM236 257V256H235ZM239 257V256H238ZM2 258H3V260H2ZM17 258V257H16ZM77 258V257H76ZM223 258L225 259V260H223ZM237 258V257H236ZM241 259L243 258L242 257V255H241V257H240ZM254 258V257H253ZM20 259V258H19ZM18 259V261L20 262V260ZM52 259V260H51ZM82 259H84L82 262H80V264H94L95 263V260L94 261H92L90 258H88L87 257V259H85V258H82ZM93 259V258H92ZM241 259H239L240 261H241ZM29 260V259H28ZM238 259H236V261H237ZM247 260V259H246ZM62 261V262H61ZM239 261V262H240ZM18 262V263H19ZM22 263L21 264H24L23 262L24 261H21ZM94 262V263H93ZM98 262V261H97ZM238 262V263H239ZM242 262V261H241ZM260 262V261H259ZM15 263V262H14ZM13 263V264H14ZM17 263V262H16ZM28 263V262H27ZM27 263H25V264H27ZM34 263V262H33ZM63 263V264H64ZM234 262H232V264H233ZM236 263V262H235ZM244 263V262H243ZM247 263V262H246ZM252 263V262H251ZM262 263V262H261ZM12 264V263H11ZM28 264H30V263H28ZM32 264V263H31ZM70 264V263H69ZM96 264V263H95ZM262 264H264V263H262Z\"/></svg>",
  "mask_w": 264,
  "mask_h": 264
}]
</instances>
